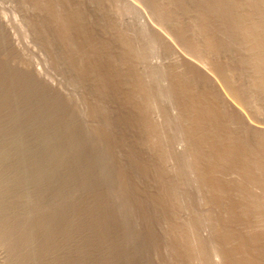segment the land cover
I'll list each match as a JSON object with an SVG mask.
<instances>
[{
	"label": "rangeland",
	"instance_id": "obj_1",
	"mask_svg": "<svg viewBox=\"0 0 264 264\" xmlns=\"http://www.w3.org/2000/svg\"><path fill=\"white\" fill-rule=\"evenodd\" d=\"M6 1L0 0V4H2L0 5V13L2 15H5V18L9 22L10 26L12 25L11 29L12 31L14 30L13 31L14 33L16 32L15 35H17L16 36L17 40L19 39L20 45L21 46L23 45L22 47L28 46L29 48L32 49V51L34 50V54H31V55H28V53L23 54L21 51L19 52L17 47H14L12 40L8 34V31H6L7 29L4 28V26L0 25V171H1L0 172V181H1L0 182V219H1L0 220V226H1L0 227V237L1 238L0 239L2 241L5 239L8 250H10L8 252L9 258L7 259L6 262L9 264H19V263L20 264H41V263L42 264H63V263L64 264H79V263L80 264H93V263L94 264H177L176 262H178V264L180 263L187 264V260L185 258L187 257L191 258V255L188 254V251H187L188 246L186 244V241L182 242L180 240L181 239L180 236H183L184 237V238L182 237L183 239L186 238V235H185L186 232H185L184 227H182L183 225L181 226V224L178 223L176 220L175 214L177 211V206L179 204L184 205V202L186 203V205L189 204V206L193 204L190 207V209L196 210L198 214H201L198 212L200 211L199 210L200 206L198 204H200L202 200L204 202V198L206 202L209 200L211 201V198H212V201L216 203L215 204L214 202H212L209 204L210 210L213 211L212 219L216 217L215 219L216 221L214 220L213 222L218 224L220 221L219 223L220 225H221V222H223L222 226H224V228L222 226L219 228L218 226H216V228H218L219 230L218 229L215 230L216 228L214 229V231L212 230L213 232H215V234L212 233V231L210 232V227H207V229H205L206 228L205 226L207 225L205 222H207V220L203 219V215L198 216L197 213L194 215V221L199 223L200 225V221L196 219L198 218L201 219L202 217V219L205 220L204 222H202L203 220H201V224H202L200 225L202 226L201 231H203V233H206L209 231L210 233L208 232L204 234L206 236L208 235L207 236L208 238H206V236L204 237L206 239H209V241H211V244H215V246H218L217 248L219 247L222 248L221 250L223 251H221L219 248V250L221 251L222 258H224V261L222 260V264H235L236 262H237L236 264H251V263L252 264H264V250H263L264 249V185H263L264 184V174H263L264 173V120H263L264 118L263 119L261 118L263 120L262 121L259 117L253 114V112L250 113L248 110H246L248 108H245L246 107L245 98H248L247 95L249 93L248 88L251 90L252 87H251V84H248L249 82L248 83L247 81L244 82L245 80L242 78L244 76V75H241V73L243 74L242 69L244 67H245L244 69H246V66H243V67L241 66L243 65L242 62L245 63L246 60L242 61L243 59H240V56L241 58L245 57V59L248 58L246 56H249L251 58L252 56L251 54H253L254 57L252 56V59L258 57L257 59L260 61L259 62L260 64H263L261 62L264 61L263 60L264 59V34H262L264 33V31L263 29L260 28L264 26V21H262L263 24L261 23V20H264V17L261 16V15H264V14H261V13H264L263 12L264 10L261 12L258 9H256V6H255L256 0H249V1L246 0L247 2L245 0H237V1L236 0H222L223 2L221 0H191V1L190 0H167V2L165 0L164 1L163 0H153V1L152 0H143V1L141 0L142 2L137 0V3H136L137 5L136 4L133 5L134 3L132 2V0H130L129 3H133L132 5L135 8V9L132 8V14L131 12L130 14L133 16L137 14L135 16V19L133 16H132L133 18L131 16H128L127 19L125 18L126 15L129 13V11L131 10V8H129L130 10H128V7H130L128 6L127 7L128 11L123 10L124 8L122 7V5L124 3L122 2L124 1L121 2V0H115V1L114 0H109V1L108 0H8L7 2ZM142 3L144 6L142 5ZM7 4H9L10 7ZM13 4L14 6H12ZM243 4L246 5L247 8L246 6L244 7ZM18 5L20 8L18 7ZM144 7H147V8H144ZM242 8L243 10H241ZM244 9H246V11ZM243 11H245L246 13ZM253 12L254 13L256 12L257 14L255 13L254 15ZM258 13H259V16H258ZM117 17L118 19H116ZM132 19L134 21L133 22L134 24L132 23ZM140 19L142 20L140 21ZM189 20L190 22H188ZM15 21L16 23L14 24ZM128 21L131 22L129 24L132 25L133 27L128 26L129 24L126 27L125 24H127ZM161 23H162V27L168 29V30L165 29L164 32L166 33L168 32L169 34L168 33L167 34L170 35V37L169 36L164 37L166 33H164L160 29ZM248 23L250 25H248ZM260 23H261V26L257 25ZM135 24L136 25L138 24L137 27H135L136 26ZM155 25H157V27L159 25L160 27L157 29H154ZM207 25L208 27H206ZM140 27L144 29V31ZM243 27H245L248 30H246ZM158 29H160L163 32V35L161 32H160L161 34L158 32L160 31ZM145 30L147 31V34ZM140 31L141 33H143L141 34V36L143 35L145 39L148 38L147 41L144 39L143 36L141 37L140 35H138L140 34ZM196 31H199V32H196ZM243 31L247 33L250 32L249 35H252L251 37H255V34L257 35L259 34L258 35L259 38L256 35L258 39L256 37H255L256 39L255 38L253 39L256 40V44L258 43L261 46L260 45L258 46L257 44L256 47L254 48L255 42L251 43V46L253 45L252 46L253 48L250 45L247 46V42H248L247 38H250V37L249 35H247V33L244 34ZM260 31H262V33H260ZM59 32L62 33V35L67 34L66 35L67 39L64 38L65 35H63L64 36L63 37ZM192 35L193 36L198 35V36L197 37L194 36L193 38ZM245 36H247V38ZM199 37H201L202 39L200 40ZM168 38L170 39L168 40ZM171 38L175 39L173 40V43H172ZM223 38L225 41L223 40ZM245 40H247L245 44L248 50L245 47V45L240 44V42L242 43ZM145 41L148 43H146ZM206 41H208L209 44H207L208 42ZM219 42L221 45L219 44ZM261 43H263V45ZM150 45L151 47L153 46L154 48L156 47L157 52L155 51L154 53L153 52L154 50L150 47ZM161 45L163 48L161 47ZM241 45H243V48L245 47L247 51L246 50L242 51L243 48L242 49L240 48ZM192 46L194 48H192ZM201 47L202 48L204 47L203 50ZM208 47H210L211 50ZM229 47H230V50H229ZM238 47H239V50H238ZM249 47L252 48L250 49L253 50V52L249 50ZM128 49L130 51H128ZM143 49L145 51L147 50L149 54H147V52H145L146 54L143 53L144 52ZM196 49H198V51L200 50V52H203L202 54H204L205 56H208L209 54L211 55V56H208L209 58L206 57L210 61V64H211L210 66L211 67L213 66L209 71L210 73L202 70V68L199 65L198 67L196 63L194 64L192 63L195 61L188 60L191 58L193 59L192 55L195 54L194 53L195 51L193 52L192 50H196ZM159 50L161 53L159 52ZM163 50H164V53H163ZM206 50H209V53ZM150 51H152V53ZM211 51L213 52L214 55H212ZM182 52H187V53L190 52L188 54L190 58H187V61L185 59L186 57H188L187 53H185L187 56L185 54L184 56V55H181ZM230 52H232L231 54L234 53V55H231ZM126 53H128L129 55L131 54L132 55L129 56ZM133 53L135 55H133ZM36 55L38 56L36 57ZM145 55H147V58L150 59L149 60L150 62L152 61L151 64L154 66L153 70L160 68V70H156L160 74L158 75V73H156L158 75V78H161L162 80L161 82V80L159 79L160 85L158 84L159 81H157L158 78L155 77L154 72L156 71L152 70L154 74L152 75L153 77H155V80L152 79L151 77L152 75L148 77L150 72L146 74L147 73L146 71H145L146 73L142 71V69L145 70L144 69L145 67L143 68L142 66H144V64H146L147 66V63H144V62H147V58L145 57ZM143 56L145 57L144 59H143ZM218 56L219 57L221 56V57L219 58ZM260 57L262 58V60ZM232 58L233 59L237 58V61L233 62ZM131 59H135L136 61L131 60ZM139 61L140 62L142 61L143 63L139 65L140 63ZM21 62H23L24 64L26 63L25 64L26 66L28 64H31V65L36 64L40 69L42 68V70L47 73L49 70L50 72L48 74H50L49 75L50 78L59 85H60L59 78H61L62 75L64 74L63 77L64 76L66 77L65 79V81L67 80L66 83L67 82L70 83L72 80L71 83L74 84L76 82L74 85L77 87L79 85L80 88L79 87L77 88L78 92L76 94H71V92L68 90V87L64 85L65 81L62 77L61 78V80H63L62 87L65 93L62 91L55 92V89L53 90L49 89L45 84H43L41 81H39V79H37L33 75V73L31 72L32 69L31 67L29 68V65L28 67H25V65L23 64L25 68L21 69L23 68ZM51 62L53 64H51ZM249 62L250 64H252L251 59ZM240 63L241 65H239ZM187 64H190V65H187ZM250 64L245 63V65H250ZM71 65H72V68H71ZM155 66H157L158 68H156ZM239 66L242 68L241 70H239L240 69ZM225 67L227 68L229 67V70L234 69L232 70V72H236L238 69L237 71L238 75H241L242 77H239V78L237 77L235 79L236 85H234V83H232L230 79L224 74L226 70H228V69H224ZM263 67L260 66V68L262 69L261 73H263L264 75ZM26 68L27 69L29 68L30 71L27 70ZM52 71L54 72V74ZM58 75H61V76L58 77ZM67 75H69L70 79L69 78L67 79L68 77ZM149 78L150 80L151 79L153 80V81L151 80L152 83L154 81H157V84H154L156 83L154 82L151 85ZM227 78L228 80H226ZM16 79L18 80L16 81ZM238 79L244 80V81L242 80L244 82L243 83L244 86H242L243 84L240 83L241 81H239ZM237 83H239V85ZM43 86L45 87L43 88ZM69 87H71V85ZM227 90L229 91L226 93L225 91ZM243 91H247L248 93L247 92L243 93ZM260 91L262 93L259 91H257V93L255 92L254 94L255 96L253 95L254 98L256 99H258L259 97H261V99L263 98L264 89ZM239 94L241 98L239 97ZM256 94L259 95L257 96L258 98L256 97ZM152 98L154 102L160 101L158 103L165 105V106L163 105L161 106V104H159L161 106V109L164 108V113L166 111L169 113L168 114L166 112V114H168L167 116L169 117L167 118L168 123L166 122L167 119H164L165 120L164 124H166L167 127H165L166 125L165 126L162 125L163 123L161 125L159 123L158 125H156L157 124L156 122L154 123L155 120L152 119L153 116L151 115L152 113L150 112L151 110H149L150 107L148 104L149 100ZM145 99L148 101H146ZM261 99L259 98L258 100H261ZM238 100L239 102L241 101L240 104ZM262 100L264 101V99ZM151 102L149 103L151 104ZM188 102L189 104H187ZM262 103H260L261 106H263ZM189 105L190 107L188 108ZM238 107L240 109L245 108L243 110L244 113L242 112V110L240 112V109ZM104 108L105 109L107 108V109L105 110ZM262 108L263 107H261V109ZM263 111H264V108H263ZM236 112L239 114H237ZM240 113H243V115ZM92 114L97 117L92 116ZM170 114L172 116L174 115L173 117L175 119ZM250 115L252 117H250ZM170 116L174 120L172 122L173 124L170 123L172 121ZM83 117L85 118L87 117V119ZM92 119L94 120V122ZM169 119H170V122H169ZM247 120L249 122H247ZM257 121L259 124L256 123ZM94 123L97 125H95ZM188 123L191 125H189ZM99 124L100 126H98ZM257 124L260 126V128ZM149 126L151 128H149ZM168 126H171L170 130H168L169 129ZM160 127L161 128L165 127L162 129L163 131L166 129L165 134H168V132L170 131H173V132L177 131V132H174L175 134L172 132L171 134L169 133L170 136L172 135L170 138H168L169 135H166L167 136L166 138L171 139L170 142L172 143L174 142L173 144L175 145L176 151H177V147L179 146L178 145L179 140L181 142L183 140L186 148L188 149V153L190 152L189 154L190 155L192 154L191 158H189L190 156L188 154L187 155L184 153L182 154V152H184L183 149L185 148V146H183L184 148L181 146V148H183V149L180 148L182 152L177 151L178 153H176L175 149H173L174 145L171 144L173 148L171 147L172 151H170V149L169 151L171 154H173L172 152L174 150V155L176 156V157L174 156L175 158L174 163L177 162L178 160L180 162V163L178 162V164L175 163V165L177 164L175 171L178 170L177 172L180 173V175L183 174L182 176H180L178 173H177L178 175H176V173L174 172L176 175L175 180H174L175 176L173 175V177H171L172 175L171 173H170L171 175L169 176L168 174L169 171L168 172L166 171L167 169H165L166 167L164 166L165 162H164L163 156L158 155L159 153H157L155 150L156 146H162V147L168 146L167 150L168 148H170L169 146H171L169 141H167L169 144L165 142L166 138L163 137L164 135V134L162 135L163 132L158 133L159 131H162L160 130L161 129ZM242 127L244 129H242ZM119 129L121 130L119 131ZM155 129L156 130L158 129L157 130L158 132L154 133ZM46 135L48 136V138ZM173 136L176 137L177 139L176 141H172V139L174 138ZM179 136H181L182 140L178 138ZM153 141L155 142L153 143ZM157 141L158 143H156ZM152 143L155 146H153ZM163 143L165 144L163 145ZM21 144H23L24 146H22ZM192 145L194 148L192 147ZM20 149H24V150H20ZM193 149L194 151H192ZM67 151L69 152L67 153ZM169 151L167 152L169 153ZM63 152H65V154ZM41 153L43 154V156L41 155ZM49 154H51L50 156L52 158L48 156ZM176 154L180 156H178L177 158ZM102 156L104 158H101ZM184 157L185 158L187 157V158L185 159ZM193 157L194 159H192ZM179 158L181 159V161L182 159H184L183 162H181ZM176 159L178 160L176 161ZM188 159L190 160V162L188 161ZM185 160H187L188 164L190 165L191 163H193L192 160L194 161L193 163L194 165L197 164L196 167L192 164V166H194L197 169V170L194 169L195 171H200L201 174L205 172L212 174L211 176H209V174H206V173L202 174L205 179L209 177V179H207L209 180V182L208 181L204 182L206 180H204V178L201 177L202 175L199 172H198L199 175L195 172L197 174L196 178L194 177L196 176V174L192 175V177L191 175H188L187 173H186L187 175H185L184 170L186 171V168L184 166L187 165L186 164L187 162L186 163L184 162ZM182 163L183 165L185 164L182 167V169L185 168L183 170L184 173L181 171L179 172V170H182V169H181V166L178 167V165ZM94 164H96L97 166ZM86 165H87V168H85ZM32 167H34V169ZM219 167H221V170L223 171H221ZM76 168L78 169V171ZM200 168L201 169L203 168L202 170L205 172H203ZM214 171L217 172L216 174L219 175L220 173L222 176L221 175L217 176L215 173H212ZM138 175L139 176L141 175V177H139ZM184 175L186 177L189 176L190 179L188 177H187L188 179L186 177L183 178ZM204 175L205 176L208 175V176L205 177ZM38 176L39 178H37ZM179 177L182 178L184 181L186 179L187 184H188V180L189 181L195 180L194 182L197 183V186L201 184L200 186H203V187L198 189L199 186L197 187L196 184L193 182L192 184L196 190L194 189L193 186L188 185L187 187V185H185L186 181L183 182V180L179 179ZM177 178L179 180H176ZM191 178H195V179H191ZM212 179L215 181V183L218 181L216 183L217 185L213 184L214 181H212ZM202 180L204 184L208 183L210 186L208 184H207L208 186L204 185L202 183ZM179 181L181 184L179 183ZM198 182L200 183L198 184ZM156 183L158 184L157 186L155 185ZM32 184H34L36 187H34V185ZM176 184H178L179 186ZM212 185L213 186L215 185L214 189H218L216 190V193H218L219 191L220 194L219 193L216 194L215 191H210L213 189ZM205 186L210 189L209 190L210 193L205 191L206 189H208V188H204ZM184 188L187 190H185ZM160 189L162 190L160 191ZM188 190L190 193L188 192L182 193L183 191H188ZM17 191H20V193H18ZM27 193L29 195H26ZM199 193H201V195ZM211 193L213 194L215 193V195ZM186 194L192 197L196 196V198L199 196L200 198L198 199L200 201L198 200L199 201L198 202L196 199H193V198L191 200L189 197H186ZM25 195L31 198L29 200L26 199L25 201V198H24ZM162 195L164 196L162 197ZM22 196L24 199H22ZM169 196L170 198L168 199ZM187 198L190 199L191 204L188 203L189 200L187 201L186 200ZM211 204L212 205L214 204V206H212ZM227 209H229L230 211ZM158 213H161V214H158ZM160 217H162V219L164 217L167 218V222H165L166 221L165 218H164L165 220L162 221ZM170 217H171L172 222L171 220L170 221L168 220ZM195 217H198V218H195ZM158 219L159 220L161 219L162 222H160ZM258 219H261V220L259 221ZM247 220H249L250 222ZM204 223L205 225L203 226ZM162 224L165 225L166 228H164ZM167 224L170 226H166ZM169 227H172V228L169 229ZM5 228L6 230H4ZM163 228L166 230H164ZM204 230H208V231H204ZM216 231L217 232L219 231V232L217 233ZM232 231H234V233ZM213 234L215 236H212ZM38 237L40 239H38ZM176 237L178 240L176 239ZM170 240H172V243L170 242ZM221 240H223L222 242L224 243H222ZM65 242H67L68 244ZM41 243L44 245H42ZM102 244L103 245L105 244V245L103 246ZM181 245L182 246L184 245V246L182 247ZM184 247H186L187 249ZM182 254H183L184 259L182 258ZM184 254L186 255V257H184ZM223 255L225 256L223 257ZM80 258L82 260H80ZM190 258L188 260H190ZM188 264H190V262Z\"/></svg>",
	"mask_w": 264,
	"mask_h": 264
},
{
	"label": "bare ground",
	"instance_id": "obj_2",
	"mask_svg": "<svg viewBox=\"0 0 264 264\" xmlns=\"http://www.w3.org/2000/svg\"><path fill=\"white\" fill-rule=\"evenodd\" d=\"M2 1H3V0H2ZM5 1H6V0H5ZM7 1H8V0H7ZM7 1H6V2H7ZM108 1H109V0H108ZM114 1H115V0H114ZM122 1H124V2H122ZM129 1H130V0H128V2H127V0H121V2L124 3V4L122 5V7L124 8L123 10L126 11L128 6H130V7H128V10H130L129 8H131V10L129 11V13H128V12H127L128 14L126 13V14H127L126 17H125L126 19L128 18V16H131V17L133 16V15H131V14H132V8H134L133 5H135V4L137 3V0H132V2H133L134 4H133V3H129ZM134 1H136V2H134ZM139 1H141V0H139ZM139 1H138V3H139ZM142 1H143V0H142ZM142 1H141V2H142ZM152 1H153V0H152ZM163 1H164V0H163ZM165 1L167 2V0H165ZM190 1H191V0H190ZM221 1H222V0H221ZM236 1H237V0H236ZM245 1H246V0H245ZM248 1H249V0H248ZM154 2H155V1H154ZM169 2H170V1H169ZM186 2H187V1H186ZM192 2H193V1H192ZM222 2H223V1H222ZM246 2H247V1H246ZM255 2H256V4H255L256 9H258L259 11L262 12V11L264 10V0H256ZM255 2H254V3H255ZM4 3H5V2H4ZM8 3H9V2H8ZM11 3H12V2H11ZM128 3H129V5H128ZM143 3H144V2H143ZM143 3H142V5H143ZM157 3H158V2H157ZM250 3H251V2H250ZM117 4H118V3H117ZM117 4H116V5H117ZM132 4H133V5H132ZM144 4H145V3H144ZM160 4H161V3H160ZM163 4H164V2H163ZM220 4H221V3H220ZM222 4H223V3H222ZM235 4H236V3H235ZM246 4H248V3H246ZM0 5H2V4H0ZM7 5L9 6V4H7ZM41 5H42V4H41ZM124 5L126 6V8H125ZM136 5H137V4H136ZM158 5H159V4H158ZM238 5H240V4H238ZM249 5H250V4H249ZM12 6H14V4H13ZM20 6H21V5H20ZM22 6H23V5H22ZM117 6H118V5H117ZM143 6H144V5H143ZM163 6H164V5H163ZM177 6H178V5H177ZM192 6H193V5H192ZM201 6H202V5H201ZM224 6H225V5H224ZM243 6L245 7L246 5L243 4ZM255 6H254V7H255ZM9 7H10V6H9ZM18 7H19V5H18ZM118 7H119V6H118ZM199 7H200V6H199ZM222 7H223V5H222ZM228 7H229V6H228ZM19 8H20V7H19ZM144 8H147V7H144ZM160 8H161V7H160ZM160 8H159V9H160ZM164 8H165V7H164ZM246 8H247V6H246ZM250 8H251V7H250ZM24 9H25V8H24ZM119 9H120V8H119ZM134 9H135V8H134ZM136 9H137V8H136ZM157 9H158V8H157ZM170 9H171V8H170ZM204 9H205V8H204ZM25 10H26V9H25ZM109 10H110V9H109ZM113 10H115V9H113ZM128 10H127V11H128ZM139 10H140V9H139ZM145 10H146V9H145ZM154 10H155V9H154ZM163 10H164V9H163ZM171 10H172V9H171ZM215 10H216V9H215ZM241 10H243V8H242ZM244 10L246 11V9H244ZM254 10H255V8H254ZM258 10H257V11H258ZM142 11H144V10H142ZM155 11H156V10H155ZM159 11H160V10H159ZM168 11H169V10H168ZM177 11H178V10H177ZM245 11H243V12H245ZM247 11H248V10H247ZM130 12H131V14H130ZM134 12H135V11H134ZM137 12H138V11H137ZM145 12H147V11H145ZM190 12H191V11H190ZM234 12H235V11H234ZM263 12H264V11H263ZM158 13H159V12H158ZM168 13H169V12H168ZM178 13H179V12H178ZM192 13H193V12H192ZM204 13H205V12H204ZM207 13H208V12H207ZM223 13H224V12H223ZM235 13H236V12H235ZM245 13H246V12H245ZM255 13H256V12H255ZM255 13L253 12L254 15H255ZM111 14H112V13H111ZM145 14H146V13H145ZM155 14H156V13H155ZM190 14H191V13H190ZM196 14H197V13H196ZM232 14H233V13H232ZM250 14H251V13H250ZM250 14H249V15H250ZM256 14H257V13H256ZM261 14H264V13H261ZM136 15H137V14H136ZM136 15L133 16L134 19H135V16H136ZM138 15H139V14H138ZM143 15H144V14H143ZM143 15H142V16H143ZM226 15H227V14H226ZM115 16H116V15H115ZM115 16H114V17H115ZM121 16H122V15H121ZM140 16H141V15H140ZM188 16H189V14H188ZM196 16H197V15H196ZM198 16H199V14H198ZM200 16H201V15H200ZM213 16H214V15H213ZM221 16H222V15H221ZM252 16H253V15H252ZM258 16H259V13H258ZM261 16L264 17V15H261ZM119 17H120V16H119ZM131 17H130V19H131ZM133 17H132V18H133ZM138 17H139V16H138ZM138 17H137V18H138ZM157 17H158V16H157ZM159 17H160V16H159ZM166 17H167V15H166ZM169 17H170V16H169ZM192 17H193V16H192ZM204 17H205V16H204ZM263 17H262V18H263ZM123 18H124V17H123ZM151 18H152V17H151ZM172 18H173V17H172ZM178 18H179V17H178ZM195 18H196V17H195ZM111 19H112V18H111ZM116 19H118V17H117ZM126 19H125V21H126ZM130 19H129V20H130ZM147 19H148V18H147ZM189 19H190V18H189ZM213 19H214V18H213ZM236 19H237V18H236ZM252 19H253V18H252ZM255 19H256V18H255ZM15 20H16V19H15ZM123 20H124V19H123ZM138 20H139V19H138ZM138 20H136V21H138ZM141 20H142V19H140V21H141ZM162 20H163V19H162ZM166 20H167V19H166ZM176 20H177V19H176ZM187 20H188V18H187ZM203 20H205V19H203ZM238 20H240V19H238ZM248 20H249V19H248ZM256 20H257V19H256ZM9 21H10V20H9ZM28 21H29V20H28ZM130 21H131V20H130ZM148 21H149V20H148ZM174 21H175V20H174ZM180 21H181V20H180ZM183 21H184V20H183ZM192 21H193V20H192ZM195 21H196V20H195ZM207 21H208V20H207ZM262 21H264V20H261V23H262ZM11 22H12V21H11ZM118 22H119V21H118ZM133 22H134V21H133V19H132V23H133ZM160 22H161V21H160ZM168 22H169V21H168ZM181 22H182V21H181ZM188 22H190V20H189ZM15 23H16V21L14 22V24H15ZM29 23H30V22H29ZM124 23H126V22H124ZM124 23H123V24H124ZM129 23H131V22L128 21V23L125 24L126 27H127V25H128ZM137 23H138V22H137ZM142 23H143V22H142ZM164 23H165V22H164ZM238 23H239V22H238ZM261 23H260V24H257V25L261 26ZM19 24H20V23H19ZM119 24H120V23H119ZM121 24H122V23H121ZM133 24H134V23H133ZM139 24H140V23H139ZM157 24H158V23H157ZM193 24H194V22H193ZM195 24H196V23H195ZM202 24H203V23H202ZM242 24H243V23H242ZM245 24H246V23H245ZM254 24H255V23H254ZM262 24H263V23H262ZM0 25H1V26H4V28L7 29L6 31H8V34H9L11 40H12V43H13L14 47H17V49H18L19 52L21 51L23 54H25V53L27 54V53H28V55L34 54V50L32 51V49L29 48L27 45H26L27 47H22L23 45H22V46L20 45V43H19V39L17 40V37H16L17 35H15L16 32L14 33V32H13L14 30L12 31V29H11V26H12V25L10 26L9 22H8V21L6 20V18H5V15H2L1 13H0ZM135 25H136V24H135ZM137 25H138V24H137ZM137 25H136L135 27H137ZM159 25H160V24H159ZM159 25H158V27H157V25H155V26H154V27H155L154 29H157V28H159V27L161 26L160 29H161L163 32H164L165 29L168 30L167 28L162 27V23H161L160 26H159ZM172 25H173V24H172ZM176 25H177V24H176ZM176 25H175V26H176ZM189 25H190V24H189ZM200 25H201V24H200ZM200 25H199V26H200ZM235 25H236V24H235ZM243 25H244V24H243ZM248 25H250V24L248 23ZM13 26H14V25H13ZM117 26H118V25H117ZM119 26H120V25H119ZM122 26H123V25H122ZM128 26H132V25L129 24ZM141 26H142V25H141ZM163 26H164V25H163ZM173 26H174V25H173ZM193 26H195V25H193ZM213 26H214V25H213ZM218 26H219V25H218ZM222 26H223V25H222ZM241 26H242V25H241ZM132 27H133V26H132ZM146 27H147V26H146ZM152 27H153V26H152ZM168 27H169V26H168ZM206 27H208V25H207ZM239 27H240V26H239ZM245 27H246V25H245ZM245 27H243V28H245ZM255 27H256V26H255ZM14 28H15V27H14ZM17 28H18V27H17ZM128 28H130V27H128ZM140 28H141V27H140ZM176 28H177V27H176ZM194 28H195V27H194ZM194 28H193V29H194ZM235 28H236V27H235ZM250 28H251V27H250ZM253 28H254V27H253ZM260 28L263 29V31H264V26H263V27H260ZM61 29H62V28H61ZM122 29H123V28H122ZM133 29H134V28H133ZM137 29H138V28H137ZM137 29H136V30H137ZM141 29H142V28H141ZM154 29H153V30H154ZM160 29H158V30H160ZM186 29H188V28H186ZM207 29H208V28H207ZM230 29H232V28H230ZM239 29H240V28H239ZM245 29H246V28H245ZM118 30H120V29H118ZM128 30H129V29H128ZM142 30L144 31V29H142ZM161 30L158 31V32H159V33L161 32L162 35H163V32H162ZM171 30H172V29H171ZM184 30H185V29H184ZM196 30H197V29H196ZM203 30H204V29H203ZM246 30H248V29H246ZM130 31H131V30H130ZM130 31H129V32H130ZM145 31H146V30H145ZM200 31H201V30H200ZM208 31H209V30H208ZM221 31H222V30H221ZM244 31H245V30H244ZM244 31H243V32H244ZM250 31H252V30H250ZM17 32H18V31H17ZM60 32H61V31H60ZM60 32H59V33H60ZM137 32H138V31H137ZM137 32H135V33H137ZM156 32H157V30H156ZM192 32H193V31H192ZM196 32H199V31H196ZM204 32H205V31H204ZM234 32H235V31H234ZM239 32H240V31H239ZM243 32H242V34H243ZM18 33H19V32H18ZM67 33H69V32H67ZM122 33H123V32H122ZM133 33H134V32H133ZM161 33H160V34H161ZM164 33H166V32H164ZM167 33H168V32H167ZM167 33H166V34H167ZM175 33H176V32H175ZM175 33H174V34H175ZM180 33H181V31H180ZM215 33H217V32H215ZM231 33H232V31H231ZM236 33H237V32H236ZM246 33H247V32H244V34H246ZM260 33H262V31H260ZM60 34L62 35V33H60ZM130 34H131V33H130ZM141 34H143V33H141V31H140V34H138V35L141 36ZM146 34H147V31H146ZM155 34H156V33H155ZM166 34L164 35V37H166V36H169V37H170V35H168L169 33H168L167 35H166ZM171 34H172V33H171ZM199 34H200V33H199ZM242 34H241V36H242ZM244 34H243V36H244ZM249 34H250V32L247 33V35H249ZM262 34H264V33H262ZM4 35H5V34H4ZM47 35H48V34H47ZM63 35H65V34H63ZM63 35H62V36H63ZM66 35H67V34H66ZM66 35H65V37H64V36H63V37L66 38ZM69 35H70V34H69ZM133 35H134V34H133ZM138 35H137V36H138ZM162 35H161V37H162ZM187 35H188V34H187ZM189 35H190V34H189ZM217 35H218V34H217ZM256 35H257V34H255V37H256ZM258 35H259V34H258ZM258 35H257V37L259 38ZM21 36H22V35H21ZM23 36H24V35H23ZM126 36H127V35H126ZM137 36H135V37H137ZM140 36H139V37H140ZM142 36H143V35H142ZM142 36H141V37H142ZM155 36H156V35H155ZM157 36H158V35H157ZM176 36H177V35H176ZM194 36H196V35H194ZM194 36L192 35L193 38H194ZM197 36H198V35H197ZM197 36H196V37H197ZM251 36H252V35H249L250 38H247V36H245V37L248 39L247 46H249V45L251 46V43L255 42V46H254V48H255L256 45L258 44V43L256 44V40H255L257 37L255 38V37H251ZM19 37H20V36H19ZM60 37H61V36H60ZM143 37H144V36H143ZM159 37H160V36H159ZM188 37H189V36H188ZM190 37H191V36H190ZM206 37H207V36H206ZM239 37H240V36H239ZM45 38H46V37H45ZM49 38H50V37H49ZM68 38H69V37H68ZM126 38H127V37H126ZM212 38H213V37H212ZM214 38H215V37H214ZM246 38H245V39H246ZM253 38H255V39H253ZM258 38H257V39H258ZM23 39H24V38H23ZM62 39H63V38H62ZM66 39H67V38H66ZM142 39H143V38H142ZM144 39H145V37H144ZM147 39H148V38H147ZM147 39H145V40L147 41ZM159 39H161V38H159ZM169 39H170V38H168V40H169ZM199 39L201 40L202 38L199 37ZM215 39H216V38H215ZM235 39H236V38H235ZM241 39H242V37H241ZM243 39H244V37H243ZM11 40H10V41H11ZM120 40H121V38H120ZM157 40H158V39H157ZM171 40H172V43H173V40H175V39H172V38H171ZM187 40H188V39H187ZM192 40H193V39H192ZM194 40H195V39H194ZM205 40H206V39H205ZM223 40H224V38H223ZM64 41H65V40H64ZM67 41H68V40H67ZM135 41H136V40H135ZM143 41H144V40H143ZM146 41H145V42H146ZM149 41H150V40H149ZM151 41H152V40H151ZM158 41H159V40H158ZM216 41H217V40H216ZM224 41H225V40H224ZM238 41H239V40H238ZM241 41H243V40H241ZM246 41H247V40H245V41L242 42V43L240 42V44L245 45V47L247 48V46H246V44H245ZM69 42H70V40H69ZM119 42H120V41H119ZM145 42H144V43H145ZM175 42H176V41H175ZM198 42H199V41H198ZM198 42H197V43H198ZM206 42H208V41H206ZM257 42H258V41H257ZM261 42H262V41H261ZM22 43H24V42H22ZM25 43H26V42H25ZM48 43H49V42H48ZM64 43H65V42H64ZM121 43H122V42H121ZM135 43H136V42H135ZM146 43H148V42H146ZM189 43H190V41H189ZM195 43H196V42H195ZM201 43H202V41H201ZM211 43H212V42H211ZM215 43H216V42H215ZM228 43H229V42H228ZM67 44H68V43H67ZM70 44H71V43H70ZM150 44H151V43H150ZM158 44H159V43H158ZM207 44H209V42H208ZM219 44H220V42H219ZM231 44H232V43H231ZM261 44L263 45V43H261ZM68 45H69V44H68ZM145 45H147V44H145ZM167 45H168V44H167ZM167 45H166V46H167ZM177 45H178V43H177ZM182 45H183V44H182ZM182 45H181V46H182ZM190 45H191V44H190ZM190 45H189V46H190ZM201 45H203V44H201ZM220 45H221V44H220ZM229 45H230V44H229ZM243 45H241V47H240L241 49L243 48ZM259 45H260V44H258V46H259ZM4 46H5V45H4ZM132 46H133V45H132ZM137 46H138V45H137ZM142 46H143V45H142ZM157 46H159V45H157ZM170 46H171V45H170ZM175 46H176V45H175ZM199 46H200V45H199ZM207 46H208V45H207ZM207 46H206V47H207ZM212 46H213V45H212ZM214 46H216V45H214ZM252 46H253V45H252ZM252 46H251V47H252ZM258 46H257V47H258ZM260 46H261V45H260ZM2 47H3V46H2ZM11 47H12V46H11ZM68 47H69V46H68ZM121 47H122V46H121ZM150 47H151V45H150ZM161 47H162V45H161ZM161 47H160V48H161ZM222 47H223V46H222ZM233 47H234V46H233ZM245 47H244V48H245ZM251 47H249V50H251V49L253 48V47H252V48H251ZM6 48H7V47H6ZM140 48H141V47H140ZM145 48H146V47H145ZM145 48H144V49H145ZM151 48L154 50V51L152 50L154 53H155V51L157 52L156 47L154 48V46H153V47H151ZM162 48H163V47H162ZM175 48H176V47H175ZM177 48H178V47H177ZM188 48H189V47H188ZM192 48H194V47L192 46ZM201 48H202V47H201ZM203 48H204V47H203ZM203 48H202V50H203ZM208 48H210V47H208ZM214 48H215V47H214ZM227 48H228V47H227ZM244 48L242 49V51H243V50H246V48H245V49H244ZM250 48H251V49H250ZM261 48H262V47H261ZM19 49H20V50H19ZM137 49H138V48H137ZM144 49H143V50H144ZM146 49H147V48H146ZM155 49H156V50H155ZM170 49H171V48H170ZM178 49H179V48H178ZM221 49H223V48H221ZM1 50H2V49H1ZM14 50H15V49H14ZM126 50H127V49H126ZM133 50H134V49H133ZM138 50H139V49H138ZM141 50H142V49H141ZM141 50H140V51H141ZM149 50H150V49H149ZM160 50H162V49H160ZM160 50H159V52H160ZM164 50H165V49H164ZM164 50H163V53H164ZM171 50H172V49H171ZM210 50H211V48H210ZM229 50H230V47H229ZM234 50H235V49H234ZM238 50H239V47H238ZM247 50H248V48H247ZM247 50H246V51H247ZM257 50H258V48H257ZM5 51H6V50H5ZM8 51H9V50H8ZM67 51H68V50H67ZM128 51H130V50L128 49ZM128 51H127V52H128ZM152 51H150V52L152 53ZM166 51H167V50H166ZM179 51H180V50H179ZM183 51H184V49H183ZM185 51H186V50H185ZM192 51H193V52L195 51V52H194L195 54H193V52H192V54H193V55H192V56H193V59L191 58V59H188V60H189V61H190V60H191V61H195V62H192V63H193V64L196 63L197 66L199 65V66L202 68V70H204L205 72L210 73L209 71H210V69H211L213 66H212V67L210 66V65H211V64H210V61H209V59H207V58H209L208 56H211V55L209 54L208 56H205L204 54H202L203 52H200V50L198 51V49H196V50H192ZM206 51H208V53H209V50H206ZM206 51H205V52H206ZM242 51H240V52H242ZM251 51L253 52V50H251ZM254 51H255V50H254ZM259 51H260V50H259ZM134 52H135V51H134ZM145 52H147V54H149L147 50H146V51L144 50L143 53H145ZM211 52H212V51H211ZM244 52H245V51H244ZM248 52H250V51H248ZM248 52H247V53H248ZM260 52H261V51H260ZM11 53H12V52H11ZM57 53H59V52H57ZM61 53H62V52H61ZM63 53H64V52H63ZM70 53H71V52H70ZM70 53H69V54H70ZM75 53H76V52H75ZM129 53H130V52H129ZM135 53H136V52H135ZM160 53H161V52H160ZM160 53H159V54H160ZM182 53H183V54H182ZM182 53H181V55H184V54L187 53V52H182ZM189 53H190V52H189ZM189 53H187V55H188ZM217 53H219V52H217ZM225 53H226V52H225ZM231 53H232V52H230V54H231ZM235 53H236V52H235ZM126 54H128V53H126ZM145 54H146V53H145ZM165 54H166V53H165ZM165 54H164V55H165ZM172 54H173V53H172ZM215 54H216V53H215ZM237 54H238V53H237ZM258 54H259V53H258ZM7 55H8V54H7ZM39 55H40V54H39ZM71 55H72V54H71ZM128 55H129V54H128ZM131 55H132V54H131ZM131 55H129V56H131ZM133 55H135V54L133 53ZM154 55H156V54H154ZM162 55H163V54H162ZM185 55H186V54H185ZM185 55H184V56H185ZM187 55H186V56H187ZM212 55H214L213 52H212ZM231 55H234V53L231 54ZM251 55L253 56V54H251ZM254 55H256V54H254ZM260 55H261V53H260ZM260 55H259V56H260ZM22 56H24V55H22ZM37 56H38V55H36V57H37ZM82 56H83V55H82ZM125 56H126V55H125ZM148 56H150V55H148ZM174 56H176V55H174ZM174 56H173V57H174ZM194 56H195V57H194ZM226 56H227V55H226ZM252 56H251V58H250L249 56H246V57L249 58V59L247 58L248 60L245 59V57H244V58H241V56H240V59H243L242 61H245V60H246L245 63L250 64V62H249L250 59H251V63H252V64H250V65H245V63H243V62L241 61L242 64H243L241 67L246 66V69H244L245 67L242 69V68L239 66V67H240L239 70L242 69L243 74L241 73V75H244L243 77H242L241 75H238V72H237L238 69H237L236 72H232V70H234V69H230V70H231V71H230V70H229V67H228V68H227V67L224 68V69H228V70H226V72H225L224 74L230 79V81H231L232 83H234V85H236V81H235V79H236L237 77H238V78H239V77H242V78L245 80V81H244V80L242 79L244 82L247 81V83L249 82L248 84H251L252 89L250 90V89L248 88L249 91L247 90L249 93H248L247 91H243V93H244V92H247V93H248V95H247L248 98H245L246 103L244 102V103H245V106H246L245 108H248V109H246V110H248L250 113L253 112V114H255L257 117H259L260 119H261V118L263 119V118H264V111H263L264 103H262V102H264V101H263L262 99H264V95H263V98H262V99H261V97H259L261 100H258L259 98H258L257 96H259V95L256 94V97L258 98V99H256V98H254V96H255L254 94H255V92L257 93V91L261 92L260 90H263V89H264V75H263V73H261V70H262V69L260 68V66H262V67L264 66V65H263V64H264V61L261 62V63H263V64H260V63H259L260 61L257 59L258 57L252 59ZM11 57H12V56H11ZM73 57H74V56H73ZM79 57H80V55H79ZM89 57H90V56H89ZM134 57H135V56H134ZM145 57L147 58V55H145ZM145 57L143 56V59H144ZM206 57H207V58H206ZM218 57H219V56H218ZM220 57H221V56H220ZM220 57H219V58H220ZM253 57H254V56H253ZM262 57H263V55H262ZM8 58H9V57H8ZM64 58H65V57H64ZM128 58H129V57H128ZM154 58H155V57H154ZM163 58H165V57H163ZM167 58H168V57H167ZM170 58H171V57H170ZM184 58H185V57H184ZM187 58H190V56L188 55V57L185 58L186 61H187ZM237 58H239V57H237ZM237 58H236V59H233V58H232V59H233V62H236V61H237ZM260 58H261V57H260ZM260 58H259V59H260ZM60 59H61V58H60ZM82 59H83V58H82ZM168 59H169V58H168ZM185 59H184V60H185ZM256 59H257V60H256ZM18 60H19V59H18ZM66 60H67V59H66ZM131 60H135V59H131ZM149 60H150V59L147 58V62H144V63H147V66H146V64H144V66L141 65L143 68L145 67V68H144L145 70L142 69L143 72L146 71V72H147V73L145 72L146 74H148V73L150 72V74L148 75V77H150V76L153 74L152 70L154 69V66L151 64L152 61L150 62ZM213 60H214V59H213ZM221 60H222V59H221ZM224 60H225V59H224ZM226 60H227V59H226ZM261 60H262V58H261ZM263 60H264V59H263ZM1 61H2V60H1ZM67 61H68V60H67ZM70 61H71V60H70ZM72 61H73V60H72ZM75 61H76V60H75ZM126 61H127V60H126ZM135 61H136V60H135ZM135 61H133V62H135ZM137 61H138V59H137ZM142 61H143V60H142ZM142 61H141V62L139 61V62H140L139 65L143 63ZM186 61H185V63H186ZM222 61H223V60H222ZM222 61H221V62H222ZM239 61H240V60H239ZM247 61H248L249 63H248ZM14 62H15V61H14ZM59 62H60V61H59ZM65 62H66V61H65ZM123 62H124V61H123ZM213 62H214V61H213ZM218 62H219V61H218ZM221 62H220V64H221ZM233 62H232V63H233ZM21 63H22V67H23V68H21V69H24L25 67H28V65H29V68L31 67V69H32L31 72L33 73V75H34L37 79H39V81H41L43 84H45L49 89H52V90L55 89V92H56V91H60V92L62 91V92L65 93V91H64V89H63V87H62V84H63L62 82H63V80H61V78L63 77L64 74L62 75V73H61L62 77L59 78L60 80L58 79V80L60 81V82H59L60 85H61V86H60L59 84L55 83V82L50 78V76H49L50 74H48V73L50 72L49 70H48V73H47V72L43 71L42 68L40 69L36 64H33V65L28 64V65L26 66V65H25L26 63H25V64H24L23 62H21ZM36 63H37V62H36ZM39 63H40V62H39ZM67 63H69V62H67ZM75 63H76V62H75ZM161 63H162V61H161ZM211 63H212V62H211ZM23 64L25 65V67H24ZM51 64H53V63L51 62ZM51 64H50V65H51ZM60 64H61V63H60ZM137 64H138V62H137ZM137 64H136V65H137ZM153 64H154V62H153ZM175 64H176V63H175ZM196 64H195V65H196ZM212 64H213V63H212ZM233 64H234V63H233ZM116 65H117V64H116ZM136 65H135V66H136ZM176 65H177V64H176ZM184 65H185V64H184ZM187 65H190V64H187ZM239 65H241V63H240ZM9 66H10V65H9ZM56 66H57V65H56ZM76 66H77V65H76ZM197 66H195V67H197ZM199 66H198V67H199ZM19 67H20V66H19ZM50 67H51V66H50ZM78 67H79V66H78ZM155 67L158 68L157 66H155ZM160 67H161V66H160ZM184 67H185V66H184ZM191 67H192V66H191ZM219 67H220V66H219ZM234 67H235V66H234ZM29 68H28V69L26 68V69L29 70ZM47 68H48V67H47ZM52 68H53V66H52ZM54 68H55V66H54ZM71 68H72V65H71ZM85 68H86V66H85ZM119 68H120V67H119ZM125 68H126V67H125ZM125 68H124V69H125ZM134 68H135V67H134ZM137 68H138V67H137ZM186 68H188V67H186ZM263 68H264V67H263ZM19 69H20V68H19ZM50 69H51V68H50ZM60 69H62V68H60ZM65 69H66V68H65ZM75 69H77V68H75ZM176 69H177V67H176ZM235 69H236V68H235ZM51 70H52V69H51ZM136 70H137V69H136ZM136 70H135V71H136ZM138 70H139V69H138ZM156 70H160V68H159V69H155V70H153V71H156ZM164 70H165V69H164ZM200 70H201V69H200ZM29 71H30V70H29ZM77 71H78V70H77ZM77 71H75V72H77ZM79 71H80V69H79ZM119 71H120V70H119ZM121 71H122V70H121ZM139 71H140V70H139ZM223 71H224V70H223ZM23 72H24V71H23ZM52 72H53V71H52ZM151 72H152V73H151ZM239 72H241V71H239ZM80 73H81V72H80ZM138 73H139V72H138ZM145 73H144V75H145ZM154 73H155V77L158 78V75H160L159 72L156 71V72H154ZM156 73H158V75H157ZM184 73H185V72H184ZM197 73H198V72H197ZM208 73H207V74H208ZM236 73H237V74H236ZM51 74H52V73H51ZM53 74H54V72H53ZM65 74H66V73H65ZM76 74H78V73H76ZM124 74H125V73H124ZM136 74H137V73H136ZM182 74H183V73H182ZM202 74H203V73H202ZM214 74H215V72H214ZM61 75H58V77L61 76ZM101 75H102V74H101ZM153 75H154V74H153ZM153 75H152L151 77H152V79L155 80V77H153ZM156 75H157V76H156ZM198 75H199V74H198ZM67 76H68V77H67V79H68V78H69V75H67ZM187 76H188V75H187ZM211 76H212V74H211ZM226 76H225V77H226ZM18 77H19V76H18ZM64 77H65V76H64ZM64 77H63V79H64V81H65L66 77H65V78H64ZM77 77H78V76H77ZM218 77H219V76H218ZM74 78H75V77H74ZM139 78H140V77H139ZM146 78H147V77H146ZM146 78H144V79H146ZM157 78H156V79H157ZM212 78H213V77H212ZM228 78H227L226 80H228ZM18 79H19V78H18ZM18 79H16V81H17ZM69 79H70V78H69ZM71 79H72V78H71ZM127 79H128V78H127ZM134 79H135V78H134ZM141 79H142V78H141ZM147 79H148V78H147ZM152 79H151V80H152ZM159 79L161 80V78H158L157 81H159ZM174 79H175V78H174ZM202 79H203V78H202ZM240 79H241V78H240ZM28 80H29V79H28ZM82 80H83V79H82ZM129 80H130V79H129ZM138 80H139V79H138ZM149 80H150V78H149ZM151 80H150V82H151ZM191 80H193V79H191ZM200 80H201V79H200ZM204 80H205V79H204ZM207 80H208V79H207ZM238 80H239V79H238ZM242 80H239V81H241L240 83L243 84L244 82H243ZM66 81H67V80H66ZM66 81H65V83H66ZM73 81H74V80H73ZM83 81H84V80H83ZM93 81H94V80H93ZM152 81H153V80H152ZM157 81H154V82H156V83H154V82H153V83H154V84H157ZM20 82H21V81H20ZM28 82H29V81H28ZM71 82H72V80H71ZM71 82H70V83L67 82L66 84L64 83V85L68 87V90L71 92V94H76V93L78 92V89H77V88H78V87L80 88V86L78 85V87H77V86L74 85L76 82H75L74 84L71 83ZM100 82H101V81H100ZM120 82H121V81H120ZM133 82H134V81H133ZM135 82H136V81H135ZM142 82H144V81H142ZM145 82H146V80H145ZM161 82H162V80H161ZM216 82H217V81H216ZM228 82H229V81H228ZM34 83H35V82H34ZM77 83H78V82H77ZM139 83H140V82H139ZM147 83H149V82H147ZM147 83H146V84H147ZM153 83L151 82V85H152ZM192 83H193V82H192ZM211 83H212V82H211ZM225 83H226V82H225ZM247 83H246V85H247ZM20 84H21V83H20ZM69 84L71 85V87H69V86H70ZM120 84H121V83H120ZM134 84H135V83H134ZM158 84L160 85V81H159ZM163 84H164V83H163ZM163 84H162V85H163ZM221 84H222V83H221ZM227 84H228V83H227ZM237 84L239 85V83H237ZM242 84H240V85H242ZM36 85H37V84H36ZM64 85H63V86H64ZM68 85H69V86H68ZM76 85H77V84H76ZM159 85H158V86H159ZM162 85H161V86H162ZM164 85H165V84H164ZM217 85H218V84H217ZM39 86H40V85H39ZM91 86H92V85H91ZM135 86H136V85H135ZM149 86H150V85H149ZM214 86H215V85H214ZM228 86H229V85H228ZM242 86H244V84H243ZM44 87H45V86H43V88H44ZM84 87H85V86H84ZM86 87H87V86H86ZM131 87H132V86H131ZM131 87H130V88H131ZM151 87H153V86H151ZM173 87H174V86H173ZM194 87H195V86H194ZM240 87H241V86H240ZM31 88H32V87H31ZM81 88H82V87H81ZM88 88H89V87H88ZM88 88H87V89H88ZM138 88H139V87H138ZM143 88H144V87H143ZM148 88H149V87H148ZM195 88H196V87H195ZM199 88H200V87H199ZM245 88H246V86H245ZM19 89H20V88H19ZM34 89H35V88H34ZM66 89H67V88H66ZM176 89H177V88H176ZM17 90H18V89H17ZM46 90H47V89H46ZM46 90H44V91H46ZM96 90H97V89H96ZM143 90H144V89H143ZM146 90H147V89H146ZM232 90H233V89H232ZM33 91H34V90H33ZM47 91H48V90H47ZM122 91H123V90H122ZM129 91H131V90H129ZM162 91H163V90H162ZM228 91H229V90H227V91H225V92L227 93ZM234 91H235V90H234ZM234 91H232V92H234ZM41 92H42V91H41ZM52 92H53V91H52ZM171 92H172V91H171ZM173 92H174V90H173ZM29 93H30V92H29ZM146 93H147V92H146ZM163 93H164V92H163ZM165 93H166V92H165ZM177 93H178V92H177ZM179 93H180V92H179ZM230 93H231V92H230ZM235 93H236V92H235ZM261 93H262V92H261ZM46 94H47V93H46ZM95 94H96V93H95ZM170 94H171V93H170ZM245 94H246V93H245ZM258 94H260V93H258ZM146 95H147V94H146ZM159 95H160V94H159ZM227 95H228V94H227ZM227 95H226V96H227ZM232 95H233V94H232ZM242 95H243V94H242ZM242 95H241V96H242ZM253 95H254V96H253ZM260 95H262V94H260ZM38 96H39V95H38ZM90 96H91V95H90ZM133 96H134V95H133ZM148 96H149V95H148ZM156 96H157V95H156ZM156 96H155V97H156ZM199 96H200V95H199ZM205 96H206V94H205ZM239 97H240V94H239ZM245 97H246V96H245ZM74 98H75V97H74ZM78 98H79V97H78ZM78 98H77V99H78ZM136 98H137V97H136ZM165 98H166V97H165ZM178 98H179V97H178ZM213 98H214V97H213ZM240 98H241V97H240ZM66 99H67V98H66ZM148 99H149V98H148ZM208 99H209V98H208ZM246 99L248 100V102H247ZM25 100H26V99H25ZM103 100H104V99H103ZM105 100H106V99H105ZM134 100H135V99H134ZM145 100H146V99H145ZM151 100H152V102H151ZM154 100H155V99H154ZM236 100H237V99H236ZM66 101H67V100H66ZM79 101H80V100H79ZM79 101H78V102H79ZM97 101H98V100H97ZM97 101H96V102H97ZM136 101H137V100H136ZM138 101H139V100H138ZM146 101H148V100H146ZM170 101H172V100H170ZM187 101H188V100H187ZM190 101H191V100H190ZM209 101H210V100H209ZM212 101H213V99H212ZM228 101H229V100H228ZM259 101H261V102H259ZM76 102H77V101H76ZM108 102H109V101H108ZM123 102H124V101H123ZM126 102H127V100H126ZM141 102H142V101H141ZM149 102H151V104H150ZM149 102H148L149 107H150L149 110H151L150 112H151L152 114H151V113H150V114L153 116L152 119L155 120L154 123L156 122V123H157L156 125H158V123H159L160 125L163 123L162 125L165 126L166 124H164V121H165L164 119L169 118V117L167 116L169 113L166 111V112L168 113V114H166V112L164 113V108L161 109V106H162V105L165 106V105H164V104H161V103H158V102H160V101H158V102H154V101H153V98L150 99ZM195 102H196V101H195ZM238 102H239V100H238ZM240 102H241V101H240ZM240 102H239V104H240ZM242 102H243V101H242ZM54 103H56V102H54ZM70 103H71V102H70ZM206 103H207V102H206ZM244 103H243V104H244ZM247 103H248V104H247ZM260 103H262L263 106H261ZM67 104H68V103H67ZM130 104H131V103H130ZM132 104H133V103H132ZM159 104H161V106H160ZM187 104H189V102H188ZM51 105H52V104H51ZM80 105H81V103H80ZM225 105H226V104H225ZM247 105H248V107H247ZM61 106H62V105H61ZM71 106H72V105H71ZM191 106H192V105H191ZM241 106H242V105H241ZM69 107H70V106H69ZM99 107H100V106H99ZM132 107H133V106H132ZM189 107H190V105L188 106V108H189ZM239 107H240V106H239ZM239 107H238V108H239ZM243 107H244V106H243ZM261 107H263V108L261 109ZM59 108H60V107H59ZM61 108H62V107H61ZM70 108H71V107H70ZM81 108H82V107H81ZM91 108H92V107H91ZM182 108H184V107H182ZM241 108H242V107H241ZM245 108H244V109H245ZM54 109H55V108H54ZM64 109H65V108H64ZM96 109H97V108H96ZM104 109H105V108H104ZM106 109H107V108H106ZM106 109H105V110H106ZM119 109H120V108H119ZM128 109H129V108H128ZM136 109H137V108H136ZM203 109H204V108H203ZM227 109H228V107H227ZM239 109H240V108H239ZM244 109H240V112H241V110H242V112H243ZM56 110H57V109H56ZM78 110H79V109H78ZM146 110H147V109H146ZM172 110H173V109H172ZM222 110H223V109H222ZM230 110H231V109H230ZM168 111H169V110H168ZM59 112H60V111H59ZM62 112H63V111H62ZM138 112H139V111H138ZM140 112H141V111H140ZM178 112H179V111H178ZM184 112H185V111H184ZM245 112H246V111H245ZM74 113H75V112H74ZM87 113H88V112H87ZM89 113H90V112H89ZM128 113H129V112H128ZM135 113H136V112H135ZM148 113H149V112H148ZM181 113H182V112H181ZM181 113H180V114H181ZM209 113H210V112H209ZM236 113H237V112H236ZM243 113H244V112H243ZM243 113H240V114L243 115ZM246 113H247V112H246ZM180 114H179V115H180ZM227 114H228V113H227ZM237 114H239V113H237ZM46 115H47V114H46ZM64 115H65V113H64ZM75 115H76V114H75ZM89 115H90V114H89ZM100 115H101V113H100ZM104 115H105V114H104ZM141 115H142V114H141ZM170 115H171V114H170ZM255 115H254V116H255ZM39 116H40V115H39ZM41 116H42V115H41ZM73 116H74V115H73ZM92 116H95V115L92 114ZM129 116H130V115H129ZM131 116H132V115H131ZM171 116H172V115H171ZM171 116H170V117H171ZM173 116H174V115H173ZM173 116H172V117H173ZM181 116H182V115H181ZM194 116H195V115H194ZM210 116H211V115H210ZM58 117H59V116H58ZM87 117H88V116H87ZM87 117H86V118L83 117V118L87 119ZM95 117H97V116H95ZM110 117H111V116H110ZM137 117H138V116H137ZM172 117H171V120H172L171 122H170V119H169V122H170L171 124H173L172 122L174 121V120H173L174 117H173V118H172ZM185 117H186V116H185ZM215 117H216V116H215ZM225 117H226V116H225ZM250 117H252V116L250 115ZM90 118H92V117H90ZM93 118H94V117H93ZM128 118H129V117H128ZM200 118H201V117H200ZM254 118H255V117H254ZM20 119H21V118H20ZM55 119H57V118H55ZM59 119H60V118H59ZM85 119H84V120H85ZM95 119H96V118H95ZM105 119H106V118H105ZM129 119H130V118H129ZM152 119H151V120H152ZM174 119H175V118H174ZM245 119H246V117H245ZM250 119H251V118H250ZM260 119H259V120H260ZM262 119H261V120H262ZM36 120H37V119H36ZM49 120H50V119H49ZM92 120H93V119H92ZM101 120H102V119H101ZM123 120H124V119H123ZM133 120H134V119H133ZM180 120H181V119H180ZM211 120H212V119H211ZM248 120H249V119H248ZM248 120H247V122H249ZM253 120H254V119H253ZM257 120H258V118H257ZM263 120H264V119H263ZM263 120H262V121H263ZM25 121H26V119H25ZM45 121H46V120H45ZM81 121H82V120H81ZM90 121H91V120H90ZM97 121H98V120H97ZM97 121H96V122H97ZM107 121H108V120H107ZM147 121H148V120H147ZM190 121H191V120H190ZM245 121H246V120H245ZM69 122H71V121H69ZM93 122H94V120H93ZM96 122H95V123H96ZM111 122H112V121H111ZM166 122L168 123V119L166 120ZM229 122H230V121H229ZM79 123H80V122H79ZM95 123H94V124H95ZM103 123H104V122H103ZM192 123H193V122H192ZM206 123H207V122H206ZM256 123H258V121H257ZM69 124H70V123H69ZM88 124H89V123H88ZM104 124H105V123H104ZM113 124H114V123H113ZM133 124H134V123H133ZM146 124H147V123H146ZM188 124H189V123H188ZM253 124H255V123H253ZM258 124H259V123H258ZM258 124H257V125H258ZM82 125H83V123H82ZM95 125H97V124H95ZM117 125H118V124H117ZM153 125H154V124H153ZM189 125H191V124H189ZM211 125H212V124H211ZM251 125H252V124H251ZM22 126H23V125H22ZM22 126H20V127H22ZM24 126H25V125H24ZM32 126H33V125H32ZM89 126H90V125H89ZM98 126H100V124H99ZM98 126H97V127H98ZM105 126H106V125H105ZM108 126H109V125H108ZM171 126H172V125H171ZM171 126H168V127H169L168 130H170V127H171ZM254 126H255V125H254ZM254 126H253V127H254ZM258 126H259V125H258ZM42 127H43V126H42ZM45 127H46V126H45ZM57 127H58V126H57ZM68 127H69V126H68ZM109 127H110V126H109ZM127 127H128V126H127ZM138 127H139V126H138ZM138 127H137V128H138ZM158 127H159V126H158ZM165 127H167V125H166ZM165 127H163V128H165ZM212 127H213V126H212ZM214 127H215V126H214ZM226 127H227V126H226ZM48 128H49V127H48ZM74 128H75V127H74ZM74 128H73V129H74ZM83 128H84V127H83ZM103 128H104V127H103ZM115 128H117V127H115ZM149 128H151V127L149 126ZM160 128H161V127H160ZM163 128H161L160 130H162ZM186 128H187V127H186ZM196 128H197V127H196ZM218 128H219V127H218ZM218 128H217V129H218ZM255 128H257V127H255ZM259 128H260V126H259ZM259 128H258V129H259ZM262 128H263V127H262ZM31 129H32V128H31ZM129 129H130V128H129ZM213 129H215V128H213ZM242 129H244V128L242 127ZM20 130H21V129H20ZM42 130H43V129H42ZM42 130H41V131H42ZM46 130H47V129H46ZM49 130H50V129H49ZM81 130H82V129H81ZM83 130H84V129H83ZM120 130H121V129H119V131H120ZM157 130H158V129H157ZM157 130L155 129V132H154V133L158 132ZM165 130H166V129H165ZM165 130H164V131L162 130V131H159V132H158V133H160V132L162 133V132H163L162 135L164 134V135H163L164 138H166V137H167L166 135H169V133L171 134V132H172V133L177 132V131H174V132H173V131H170V132H168V134H165ZM168 130H167V131H168ZM172 130H173V129H172ZM259 130H260V129H259ZM22 131H23V130H22ZM53 131H54V130H53ZM76 131H77V130H76ZM86 131H87V130H86ZM93 131H94V130H93ZM103 131H105V130H103ZM111 131H112V130H111ZM149 131H150V130H149ZM226 131H227V130H226ZM12 132H13V131H12ZM27 132H28V131H27ZM37 132H38V131H37ZM70 132H71V131H70ZM77 132H78V131H77ZM34 133H35V132H34ZM56 133H57V131H56ZM59 133H60V132H59ZM68 133H69V132H68ZM75 133H76V132H75ZM91 133H92V132H91ZM225 133H226V132H225ZM77 134H78V133H77ZM104 134H105V133H104ZM115 134H116V133H115ZM145 134H146V133H145ZM174 134H175V133H174ZM182 134H184V133H182ZM204 134H205V133H204ZM52 135H53V134H52ZM52 135H51V137H52ZM56 135H57V134H56ZM59 135H60V134H59ZM81 135H82V134H81ZM83 135H84V134H83ZM111 135H112V134H111ZM151 135H152V134H151ZM176 135H177V133H176ZM225 135H226V134H225ZM231 135H232V134H231ZM22 136H23V135H22ZM34 136H35V135H34ZM36 136H37V134H36ZM46 136H47V135H46ZM139 136H140V135H139ZM158 136H159V135H158ZM171 136H172V135H171ZM171 136L169 135L168 138H170ZM187 136H188V135H187ZM193 136H194V135H193ZM259 136H260V135H259ZM17 137H18V136H17ZM26 137H27V136H26ZM38 137H39V136H38ZM59 137H60V136H59ZM92 137H93V136H92ZM113 137H114V136H113ZM173 137H174V136H173ZM223 137H224V136H223ZM41 138H42V137H41ZM47 138H48V136H47ZM47 138H46V140H47ZM86 138H87V137H86ZM93 138H94V137H93ZM103 138H104V136H103ZM129 138H130V137H129ZM168 138L165 139V142H167V141L170 142L171 139H168ZM174 138H175V139H174ZM174 138L172 139V141H176V140H177L176 137H174ZM178 138L181 139V136H179ZM182 138H183V137H182ZM186 138H187V137H186ZM217 138H218V137H217ZM233 138H234V137H233ZM112 139H113V138H112ZM147 139H148V138H147ZM158 139H159V138H158ZM167 139H168V140H167ZM16 140H17V139H16ZM48 140H49V139H48ZM54 140H55V139H54ZM153 140H154V139H153ZM155 140H156V139H155ZM181 140H182V139H181ZM261 140H262V139H261ZM19 141H20V140H19ZM21 141H22V140H21ZM34 141H35V140H34ZM41 141H42V140H41ZM76 141H77V140H76ZM97 141H98V140H97ZM105 141H106V140H105ZM105 141H104V142H105ZM116 141H117V140H116ZM135 141H136V140H135ZM204 141H205V140H204ZM257 141H258V140H257ZM42 142H43V141H42ZM46 142H47V141H46ZM59 142H60V141H59ZM118 142H119V141H118ZM146 142H147V141H146ZM154 142H155V141H153V143H154ZM182 142H183V143H182ZM182 142L179 140L178 145H179L180 147L177 145V146H178V147H177V151H179V152H182L181 149H183V148H184L183 146H185V143H184L183 140H182ZM28 143H29V142H28ZM33 143H34V142H33ZM35 143H36V142H35ZM111 143H112V142H111ZM134 143H135V142H134ZM142 143H143V142H142ZM153 143H152V145H153ZM156 143H158V141H157ZM160 143H161V142H160ZM167 143H168V142H167ZM173 143H174V142H173ZM173 143L170 142V145L173 144ZM194 143H195V142H194ZM236 143H237V142H236ZM258 143H259V142H258ZM29 144H30V143H29ZM164 144H165V143H163V145H164ZM168 144H169V143H168ZM183 144H184V145H183ZM203 144H205V143H203ZM245 144H246V143H245ZM247 144H248V143H247ZM21 145L24 146L23 144H21ZM32 145H33V144H32ZM75 145H76V144H75ZM117 145H118V144H117ZM150 145H151V143H150ZM160 145H162V144H160ZM173 145H174V144H173ZM193 145H194V144H193ZM193 145H192V147H193ZM39 146H40V145H39ZM46 146H47V145H46ZM105 146H106V145H105ZM115 146H116V145H115ZM153 146H155V145H153ZM181 146H182L183 148H181ZM194 146H195V145H194ZM208 146H209V145H208ZM229 146H230V145H229ZM81 147H82V146H81ZM167 147H168V146H165V147H164V146H163V147H162V146H156V147H155V150H156L157 153H159L158 155H162V156H163V158H164V162H165V164H166V165L164 164V166L166 167V168H165V167H164V168L167 169V170H166L167 172L169 171V173H168L169 176H170L171 174H172L171 177H173V175L175 176V177H174V180H175L176 175H178V174L180 175V173L177 172V171H178V170H177L178 167L181 166V169H182V167H183L185 164H184V165H183V163H182V164H179L178 167H177V169H176L177 171H175V168H176V166H177L179 160L176 159V161H177V160H178V161L175 162V163H177V164L175 165V163H174V159H175V158H174V156H175V155H174V150H173V152H172L173 154L170 153V151H172L171 149H172L173 147H172V145L169 146L170 148H168V150H167ZM171 147H172V148H171ZM187 147H188V146H187ZM197 147H198V146H197ZM232 147H233V146H232ZM240 147H241V146H240ZM18 148H19V146H18ZM23 148H24V147H23ZM42 148H43V147H42ZM45 148H46V147H45ZM67 148H68V147H67ZM67 148H66V149H67ZM99 148H100V147H99ZM178 148H179V150H178ZM180 148H181V149H180ZM193 148H194V147H193ZM195 148H196V147H195ZM217 148H218V147H217ZM36 149H37V148H36ZM38 149H39V148H38ZM55 149H56V148H55ZM72 149H73V148H72ZM93 149H94V148H93ZM97 149H98V148H97ZM124 149H125V148H124ZM169 149H170V151H169ZM173 149H175V152L178 153V152L176 151L175 145H174V148H173ZM214 149H215V148H214ZM225 149H226V148H225ZM20 150H24V149H20ZM20 150H19V151H20ZM26 150H28V149H26ZM46 150H47V149H46ZM76 150H77V149H76ZM89 150H90V149H89ZM98 150H99V149H98ZM185 150H186V152H185ZM189 150H190V149H189ZM210 150H211V149H210ZM216 150H217V149H216ZM233 150H234V149H233ZM253 150H255V149H253ZM253 150H252V151H253ZM37 151H38V150H37ZM95 151H96V150H95ZM143 151H144V150H143ZM167 151H169V153H168ZM183 151H184V152H182V154H183V153L186 154V155L188 154V155L190 156V157L188 156L189 158L192 157V154L190 155V154H189L190 152L188 153V149L186 148V146H185V148L183 149ZM192 151H194V149H193ZM8 152H9V151H8ZM26 152H27V151H26ZM28 152H29V151H28ZM43 152H44V151H43ZM45 152H46V151H45ZM48 152H49V151H48ZM48 152H47V153H48ZM55 152H56V151H55ZM61 152H62V151H61ZM68 152H69V151H67V153H68ZM70 152H71V151H70ZM92 152H94V151H92ZM145 152H146V151H145ZM217 152H218V151H217ZM235 152H236V151H235ZM247 152H248V151H247ZM15 153H16V152H15ZM47 153H46V154H47ZM63 153L65 154V152H63ZM86 153H87V152H86ZM97 153H98V152H97ZM122 153H123V152H122ZM140 153H141V152H140ZM191 153H192V152H191ZM200 153H201V152H200ZM262 153H263V152H262ZM19 154H21V153H19ZM24 154H25V153H24ZM26 154H27V153H26ZM54 154H55V153H54ZM57 154H58V153H57ZM73 154H74V153H73ZM81 154H82V153H81ZM101 154H102V153H101ZM112 154H113V153H112ZM179 154H180V153H179ZM196 154H197V153H196ZM215 154H216V153H215ZM224 154H225V153H224ZM41 155L43 156L42 153H41ZM50 155H51V154H49L48 156H50ZM55 155H56V154H55ZM114 155H115V154H114ZM176 155H177V154H176ZM194 155H195V154H194ZM194 155H193V156H194ZM204 155H205V154H204ZM22 156H24V155H22ZM59 156H60V155H59ZM61 156H62V155H61ZM80 156H81V155H80ZM91 156H92V155H91ZM178 156H180V155H177V158H178ZM29 157H30V156H29ZM50 157H51V156H50ZM54 157H55V156H54ZM72 157H73V156H72ZM117 157H118V156H117ZM175 157H176V156H175ZM181 157H182V156H181ZM204 157H205V156H204ZM206 157H207V156H206ZM223 157H224V156H223ZM51 158H52V157H51ZM59 158H60V157H59ZM101 158H104V157L102 156ZM106 158H107V157H106ZM108 158H109V157H108ZM184 158H185V157H184ZM186 158H187V157H186ZM186 158H185V159H186ZM19 159H20V158H19ZM30 159H31V158H30ZM30 159H29V160H30ZM65 159H66V158H65ZM77 159H78V158H77ZM133 159H134V158H133ZM179 159H180V158H179ZM192 159H194V157H193ZM196 159H197V158H196ZM27 160H28V159H27ZM51 160H52V159H51ZM66 160H67V159H66ZM71 160H72V159H71ZM136 160H137V159H136ZM183 160H184V159H182V161H181V159H180L181 162H183ZM227 160H228V159H227ZM254 160H255V159H254ZM19 161H20V160H19ZM73 161H74V160H73ZM106 161H107V160H106ZM188 161L190 162L189 159H188ZM228 161H229V160H228ZM228 161H227V162H228ZM11 162H12V161H11ZM31 162H32V161H31ZM33 162H34V160H33ZM67 162H68V161H67ZM86 162H87V161H86ZM136 162H137V161H136ZM184 162L186 163L187 160H185ZM192 162L194 163L193 160H192ZM196 162H197V161H196ZM196 162H195V163H196ZM240 162H241V161H240ZM56 163H57V162H56ZM56 163H55V164H56ZM111 163H112V162H111ZM139 163H140V162H139ZM142 163H143V162H142ZM179 163H180V162H179ZM193 163H191V165H190V164H188V162H187V163H186L187 165L184 166V167L186 168V171L184 170V169H185V168H184V169H182V170H179V172H180V171L183 172V170H184L185 175L188 174V175H191V177H192V175H195L196 173L198 174V172L200 173V171H195V170H197V169L195 168L197 164L194 165ZM235 163H236V162H235ZM2 164H3V163H2ZM50 164H51V163H50ZM112 164H113V163H112ZM115 164H116V163H115ZM143 164H144V163H143ZM161 164H162V163H161ZM192 164H193L195 167L192 166ZM217 164H218V163H217ZM19 165H20V164H19ZM31 165H32V164H31ZM44 165H46V164H44ZM44 165H43V167H44ZM89 165H90V164H89ZM94 165H96V164H94ZM94 165H93V166H94ZM145 165H147V164H145ZM152 165H153V164H152ZM199 165H200V164H199ZM199 165H198V166H199ZM21 166H23V165H21ZM49 166H50V165H49ZM49 166H48V167H49ZM96 166H97V165H96ZM129 166H130V165H129ZM135 166H136V165H135ZM198 166H197V167H198ZM219 166H220V164H219ZM14 167H15V166H14ZM48 167H47V168H48ZM78 167H79V166H78ZM131 167H132V166H131ZM152 167H153V166H152ZM201 167H202V166H201ZM247 167H248V166H247ZM23 168H24V167H23ZM32 168L34 169V167H32ZM45 168H46V167H45ZM64 168H65V167H64ZM66 168H67V167H66ZM85 168H87V165H86ZM158 168H159V167H158ZM216 168H218V167H216ZM219 168H220V170H221V167H219ZM222 168H223V167H222ZM256 168H257V167H256ZM38 169H39V168H38ZM76 169H77V168H76ZM91 169H93V168H91ZM103 169H104V168H103ZM114 169H115V168H114ZM149 169H150V168H149ZM165 169H164V170H165ZM194 169H195V170H194ZM198 169H199V168H198ZM200 169H201V168H200ZM202 169H203V168H202ZM202 169H201V170H202ZM205 169H206V168H205ZM213 169H214V168H213ZM241 169H242V168H241ZM8 170H9V169H8ZM12 170H13V169H12ZM12 170H11V171H12ZM28 170H29V169H28ZM36 170H37V168H36ZM53 170H54V169H53ZM65 170H66V169H65ZM136 170H137V169H136ZM206 170H207V169H206ZM220 170H219V172H220ZM237 170H238V169H237ZM77 171H78V169H77ZM89 171H90V170H89ZM92 171H94V170H92ZM127 171H128V170H127ZM132 171H133V170H132ZM166 171H165V172H166ZM202 171H203V170H202ZM216 171H217V170H216ZM221 171H223V170H221ZM0 172H1V171H0ZM7 172H8V171H7ZM19 172H20V171H19ZM109 172H110V171H109ZM128 172H129V171H128ZM154 172H155V171H154ZM174 172L176 173V175H175ZM184 172H183V173H184ZM195 172H196V173H195ZM203 172H205V171H203ZM207 172H209V171H207ZM217 172H218V171H217ZM217 172L214 171V172H212V173H215V174H216ZM227 172H228V171H227ZM259 172H260V171H259ZM37 173H38V171H37ZM70 173H71V172H70ZM97 173H98V171H97ZM105 173H106V171H105ZM136 173H137V172H136ZM155 173H156V172H155ZM161 173H162V172H161ZM170 173H171V174H170ZM177 173H178V174H177ZM186 173H187V174H186ZM193 173H194V174H193ZM205 173H206V172H205ZM205 173H202V174H205ZM222 173H223V172H222ZM229 173H230V172H229ZM248 173H249V172H248ZM21 174H22V173H21ZM48 174H49V172H48ZM72 174H73V173H72ZM85 174H86V173H85ZM93 174H94V173H93ZM110 174H111V173H110ZM112 174H113V173H112ZM165 174H167V173H165ZM181 174H182V173H181ZM197 174H196V176H194L195 178L197 177ZM200 174H201V173H200ZM202 174H201V175H202ZM206 174H209V173H206ZM237 174H238V173H237ZM241 174H242V173H241ZM255 174H256V173H255ZM263 174H264V173H263ZM50 175H51V174H50ZM50 175H49V177H50ZM95 175H96V174H95ZM99 175H100V174H99ZM102 175H103V174H102ZM152 175H153V174H152ZM182 175H183V174H182ZM182 175H180V176H182ZM185 175H184L183 178L186 177ZM198 175H199V174H198ZM201 175H200V176H201ZM211 175H212V174H209V176H211ZM216 175L219 176V175H221V174L219 173V175H218V174H216ZM216 175H215V176H216ZM245 175H246V174H245ZM247 175H248V174H247ZM46 176H47V175H46ZM51 176H52V175H51ZM127 176H128V175H127ZM138 176H139V175H138ZM145 176H146V175H145ZM147 176H148V175H147ZM166 176H167V175H166ZM204 176H205V175H204ZM206 176H208V175H206ZM206 176H205V177H206ZM221 176H222V175H221ZM2 177H3V176H2ZM43 177H44V176H43ZM111 177H112V176H111ZM139 177H141V175H140ZM187 177L189 178V176H187ZM187 177H186V178H187ZM201 177H203V175H202ZM201 177H200V178H201ZM228 177H229V176H228ZM256 177H257V176H256ZM4 178H5V177H4ZM37 178H39V176H38ZM40 178H41V177H40ZM109 178H110V177H109ZM188 178H187V179H188ZM195 178H191V179H195ZM203 178H204V177H203ZM203 178H202V179H203ZM212 178H213V177H212ZM226 178H227V177H226ZM70 179H71V177H70ZM76 179H77V178H76ZM89 179H90V178H89ZM156 179H157V178H156ZM167 179H168V178H167ZM179 179H182V178L179 177ZM179 179L177 178L176 180H179ZM189 179H190V178H189ZM198 179H199V177H198ZM198 179H197V180H198ZM207 179H209V177H208ZM207 179L204 178V180H206V181H204V182H207V181L209 182V180H207ZM215 179H216V177H215ZM222 179H223V178H222ZM222 179H221V180H222ZM234 179H235V178H234ZM247 179H248V178H247ZM1 180H2V179H1ZM84 180H85V179H84ZM92 180H93V179H92ZM109 180H111V179H109ZM148 180H149V179H148ZM150 180H151V179H150ZM163 180H164V179H163ZM182 180H183V179H182ZM244 180H245V179H244ZM9 181H10V179H9ZM16 181H17V179H16ZM95 181H96V180H95ZM130 181H131V180H130ZM135 181H136V180H135ZM185 181H186L185 185H187V187H188V185L193 186L192 182L195 183V182H194L195 180H194V181H192V180L189 181V180H188V184H187V180H186V179H185ZM185 181L183 180V182H185ZM200 181H201V180H200ZM212 181H214V180L212 179ZM219 181H220V180H219ZM235 181H236V180H235ZM245 181H246V180H245ZM252 181H253V180H252ZM256 181H257V180H256ZM261 181H262V180H261ZM0 182H1V181H0ZM4 182H5V181H4ZM31 182H32V181H31ZM41 182H42V181H41ZM88 182H89V181H88ZM137 182H138V181H137ZM217 182H218V181H217ZM217 182H216V183H217ZM246 182H247V181H246ZM249 182H250V181H249ZM25 183H26V182H25ZM42 183H43V182H42ZM55 183H56V182H55ZM84 183H86V182H84ZM109 183H110V182H109ZM179 183H180V181H179ZM190 183H191L192 185H191ZM199 183H200V182H198V184H199ZM202 183H203V180H202ZM212 183H213V182H212ZM212 183H211V184H212ZM216 183H215V181H214L213 184L217 185ZM223 183H224V182H223ZM236 183H237V182H236ZM256 183H257V182H256ZM2 184H3V183H2ZM20 184H21V183H20ZM71 184H72V183H71ZM93 184H94V183H93ZM135 184H136V183H135ZM141 184H142V182H141ZM173 184H174V183H173ZM180 184H181V183H180ZM182 184H183V183H182ZM195 184H196V186H197V183H195ZM203 184H204V183H203ZM207 184H208V183H207ZM207 184H204V185H207ZM231 184H233V183H231ZM238 184H239V182H238ZM248 184H249V183H248ZM252 184H253V183H252ZM10 185H11V184H10ZM14 185H15V184H14ZM14 185H13V186H14ZM32 185H34V184H32ZM76 185H77V183H76ZM83 185H84V184H83ZM155 185L157 186L158 184L156 183ZM176 185H178V184H176ZM200 185H201V184L198 185L199 187L197 186L198 189L201 188V187H203V186H200ZM208 185H209V184H208ZM208 185H207V186H208ZM215 185H214V186L212 185L213 189H214ZM242 185H243V184H242ZM263 185H264V184H263ZM2 186H4V185H2ZM143 186H144V185H143ZM178 186H179V185H178ZM181 186H183V185H181ZM181 186H180V187H181ZM209 186H210V185H209ZM224 186H226V185H224ZM232 186H233V185H232ZM7 187H8V186H7ZM10 187H11V186H10ZM10 187H9V188H10ZM14 187H15V186H14ZM18 187H19V186H18ZM25 187H27V186H25ZM32 187H33V186H32ZM34 187H36V186L34 185ZM125 187H126V186H125ZM160 187H161V185H160ZM172 187H174V186H172ZM180 187H179V188H180ZM193 187H194V186H193ZM197 187H196V188H197ZM212 187H211V189H212ZM216 187H217V186H216ZM219 187H220V186H219ZM238 187H239V186H238ZM254 187H255V186H254ZM261 187H262V186H261ZM121 188H122V187H121ZM121 188H120V189H121ZM132 188H133V187H132ZM148 188H149V186H148ZM169 188H170V187H169ZM189 188H190V187H189ZM204 188H208V187L205 186ZM204 188H203V189H204ZM217 188H218V187H217ZM176 189H177V188H176ZM184 189H185V188H184ZM194 189H195V187H194ZM213 189L210 190V189L208 188V189H206L205 191L209 192V190H210V191H215V193H216V190H218V189H214V190H213ZM221 189H222V187H221ZM241 189H242V188H241ZM257 189H258V188H257ZM5 190H6V189H5ZM16 190H18V189H16ZM26 190H27V189H26ZM37 190H38V189H37ZM53 190H54V189H53ZM144 190H145V189H144ZM161 190H162V189H160V191H161ZM173 190H174V189H173ZM185 190H187V189H185ZM195 190H196V189H195ZM225 190H226V189H225ZM230 190H231V189H230ZM237 190H239V189H237ZM7 191H8V190H7ZM133 191H134V190H133ZM139 191H140V190H139ZM160 191H159V192H160ZM191 191H192V190H191ZM205 191H204V193H205ZM226 191H227V190H226ZM228 191H229V190H228ZM249 191H250V190H249ZM17 192L20 193V191H17ZM54 192H55V191H54ZM122 192H123V191H122ZM141 192H142V191H141ZM184 192H186V193H187V192L190 193L189 190H188V191H183L182 193H184ZM193 192H194V191H193ZM198 192H199V191H198ZM241 192H242V191H241ZM255 192H256V191H255ZM21 193H22V192H21ZM24 193H25V192H24ZM24 193H23V194H24ZM131 193H132V192H131ZM157 193H158V192H157ZM166 193H167V192H166ZM179 193H180V191H179ZM195 193H196V192H195ZM209 193H210V192H209ZM215 193H214V194L211 193V194L215 195ZM218 193H219V191H218ZM218 193H216V194H218ZM236 193H237V192H236ZM10 194H11V193H10ZM13 194H14V193H13ZM40 194H41V193H40ZM54 194H55V193H54ZM54 194H53V195H54ZM68 194H69V193H68ZM77 194H78V193H77ZM122 194H123V193H122ZM152 194H153V193H152ZM192 194H193V193H192ZM199 194L201 195V193H199ZM199 194H198V195H199ZM219 194H220V193H219ZM227 194H228V193H227ZM8 195H9V194H8ZM26 195H29V194L27 193ZM26 195L24 196L25 201H26V199L29 200V199L31 198V197L29 198V197L26 196ZM98 195H99V194H98ZM101 195H102V194H101ZM114 195H115V194H114ZM129 195H130V194H129ZM184 195H185V194H184ZM190 195H191V194H190ZM255 195H256V194H255ZM86 196H87V195H86ZM163 196H164V195H162V197H163ZM167 196H168V195H167ZM229 196H230V195H229ZM10 197H11V196H10ZM10 197H9V198H10ZM12 197H13V196H12ZM17 197H18V196H17ZM17 197H16V198H17ZM27 197H28V198H27ZM146 197H147V196H146ZM150 197H151V196H150ZM173 197H174V196H173ZM186 197H189L191 200H192V198H193V199H196L197 201L199 200L198 198H200L199 196L196 198V196H195V197H192V196H189L188 194H186ZM201 197H202V196H201ZM219 197H221V196H219ZM259 197H260V196H259ZM13 198H14V197H13ZM24 198H23V196H22V199H24ZM32 198H33V197H32ZM96 198H97V197H96ZM144 198H145V197H144ZM153 198H154V197H153ZM169 198H170V196L168 197V199H169ZM203 198H204V197H203ZM203 198H201V199H203ZM231 198H232V197H231ZM6 199H7V198H6ZM10 199H11V198H10ZM157 199H158V198H157ZM161 199H162V198H161ZM178 199H179V198H178ZM190 199H188V198L186 199L187 201L189 200L188 203H190ZM217 199H219V198H217ZM53 200H54V199H53ZM96 200H97V199H96ZM96 200H95V201H96ZM117 200H118V199H117ZM131 200H133V199H131ZM144 200H145V199H144ZM148 200H149V199H148ZM154 200H155V199H154ZM163 200H164V199H163ZM171 200H172V199H171ZM196 200H195V201H196ZM208 200H209V199H208ZM225 200H226V199H225ZM257 200H258V199H257ZM18 201H19V200H18ZM92 201H93V200H92ZM115 201H116V200H115ZM184 201H185V200H184ZM199 201H200V200H199ZM199 201H198V202H199ZM209 201H210V200H209ZM209 201L206 202V200H205V198H204V202H203V200H202V202H200V204H198V205L200 206V207H199V208H200V209H199L200 211H198V212L201 213V214H198L196 210L190 209V207H191L193 204L189 206V204L186 205L185 202H184V205H183V204H179V205L177 206V211L175 210V211H176V214H175L176 220H177L178 223L181 224V226L183 225L182 227H184L185 232H186V234H185V235H186V238H185L186 240L183 239V238H184L183 236H180L181 239H180V238H179V239H180L182 242H185V241H186V244H187V246H188V249H187L186 247H184V248H186L187 251H188V254L191 255V258H190V257L185 258V259L187 260V264H188L189 262H190V264H222V260L224 261V258H222V255H221V251H223V250H221L222 248L219 247L220 250H221V251H220L219 248H217L218 246H215V244H211V241H209V239H206V238H208V237H207L208 235H207V236L204 235V234H206V233L209 232V231H208L209 229H208V230H204V231H208V232H206V233H203V231H201V230H202V226H200V225H202V224H201V220H203V219H206V220H207L208 223H207V222H205V223H206L207 225H208V224H209V225H208V226L206 225V226H205V227H206L205 229H207V227H210V232H211L212 230L214 231V229L216 228V226H218V228L221 227V226H222V223H223V222H221V225H220V224H219L220 221H219L218 224H216V223L213 222V221L216 219V217L212 219V217H213L212 212H213V211L210 210V205H209V204L212 203V202H214V201H212V198H211V201H210V202H209ZM216 201H217V200H216ZM245 201H246V200H245ZM15 202H16V201H15ZM86 202H87V201H86ZM93 202H94V201H93ZM173 202H174V201H173ZM198 202H197V203H198ZM208 202H209V203H208ZM235 202H236V201H235ZM260 202H261V201H260ZM27 203H28V202H27ZM27 203H26V204H27ZM131 203H132V202H131ZM133 203H134V202H133ZM214 203H215V202H214ZM244 203H245V202H244ZM85 204H86V203H85ZM163 204H164V203H163ZM172 204H173V203H172ZM175 204H176V203H175ZM190 204H191V203H190ZM215 204H216V203H215ZM257 204H258V203H257ZM79 205H80V204H79ZM124 205H125V204H124ZM131 205H132V204H131ZM150 205H151V204H150ZM211 205H212V204H211ZM225 205H226V204H225ZM236 205H237V204H236ZM249 205H250V203H249ZM253 205H254V204H253ZM53 206H54V205H53ZM118 206H119V204H118ZM167 206H168V205H167ZM188 206H189V207H188ZM196 206H197V205H196ZM212 206H214V204H213ZM222 206H223V205H222ZM94 207H95V206H94ZM120 207H121V206H120ZM136 207H137V206H136ZM140 207H141V206H140ZM154 207H155V205H154ZM156 207H157V206H156ZM159 207H160V206H159ZM168 207H169V206H168ZM193 207H194V206H193ZM239 207H240V206H239ZM243 207H244V206H243ZM258 207H259V206H258ZM260 207H262V206H260ZM8 208H9V207H8ZM21 208H22V207H21ZM26 208H27V207H26ZM38 208H39V207H38ZM174 208H175V207H174ZM4 209H6V208H4ZM13 209H14V207H13ZM47 209H48V208H47ZM160 209H161V208H160ZM169 209H170V208H169ZM172 209H173V207H172ZM175 209H176V208H175ZM196 209H197V208H196ZM239 209H240V208H239ZM242 209H243V208H242ZM246 209H247V208H246ZM8 210H9V209H8ZM15 210H16V208H15ZM24 210H25V209H24ZM35 210H36V209H35ZM166 210H167V209H166ZM170 210H171V209H170ZM209 210H210V211H209ZM227 210H229V209H227ZM27 211H28V210H27ZM123 211H124V210H123ZM129 211H130V210H129ZM143 211H144V210H143ZM146 211H147V209H146ZM194 211H196V212H194ZM229 211H230V210H229ZM236 211H237V210H236ZM249 211H251V210H249ZM10 212H11V211H10ZM13 212H15V211H13ZM79 212H80V211H79ZM94 212H95V211H94ZM117 212H118V211H117ZM120 212H121V211H120ZM172 212H173V211H172ZM241 212H242V211H241ZM254 212H255V211H254ZM259 212H260V211H259ZM135 213H136V212H135ZM196 213H197L198 216H199V215H203V219H202V217H201V219L198 218V217H195V218H198V219H196V220L200 221V225H199V223H197V222L194 221V215H195ZM233 213H234V211H233ZM27 214H28V213H27ZM32 214H33V213H32ZM110 214H111V213H110ZM121 214H122V213H121ZM124 214H125V213H124ZM158 214H161V213H158ZM162 214H164V213H162ZM238 214H239V213H238ZM240 214H241V213H240ZM257 214H258V213H257ZM261 214H262V213H261ZM140 215H141V214H140ZM166 215H167V214H166ZM197 215H196V216H197ZM215 215H216V214H215ZM253 215H254V214H253ZM11 216H12V215H11ZM160 216H162V215H160ZM163 216H164V215H163ZM220 216H221V215H220ZM222 216H224V215H222ZM225 216H226V215H225ZM232 216H233V215H232ZM235 216H236V215H235ZM18 217H19V216H18ZM38 217H39V216H38ZM77 217H78V216H77ZM226 217H227V216H226ZM259 217H260V216H259ZM261 217H262V216H261ZM2 218H3V217H2ZM33 218H34V217H33ZM78 218H79V217H78ZM160 218L162 219V217H160ZM164 218H165V217H164ZM164 218L162 219V221L166 219L165 222H167V218H165V219H164ZM230 218H231V217H230ZM257 218H258V217H257ZM40 219H41V218H40ZM40 219H39V220H40ZM161 219H160V220L158 219V220H159L160 222H162ZM172 219H173V218H172ZM199 219H200V220H199ZM217 219H219V218H217ZM221 219H222V217H221ZM233 219H234V218H233ZM251 219H252V218H251ZM0 220H1V219H0ZM7 220H8V219H7ZM111 220H112V219H111ZM168 220L170 221V220H171V217H170ZM240 220H241V219H240ZM240 220H239V221H240ZM242 220H243V219H242ZM258 220L260 221L261 219H258ZM14 221H15V220H14ZM33 221H34V220H33ZM33 221H32V222H33ZM45 221H46V220H45ZM48 221H49V220H48ZM51 221H52V220H51ZM143 221H144V220H143ZM149 221H151V220H149ZM204 221H205V220H203L202 222H204ZM215 221H216V220H215ZM217 221H218V220H217ZM221 221H222V220H221ZM247 221H249V220H247ZM255 221H256V220H255ZM105 222H106V221H105ZM171 222H172V220H171ZM177 222H176V223H177ZM249 222H250V221H249ZM262 222H263V221H262ZM37 223H38V222H37ZM44 223H45V222H44ZM50 223H51V222H50ZM176 223H175V224H176ZM205 223L203 224V226L205 225ZM234 223H235V222H234ZM20 224H21V223H20ZM23 224H24V223H23ZM34 224H35V223H34ZM41 224H42V223H41ZM236 224H237V223H236ZM114 225H115V223H114ZM114 225H113V226H114ZM126 225H127V224H126ZM138 225H139V224H138ZM162 225H163V224H162ZM172 225H173V224H172ZM223 225H224V224H223ZM21 226H22V225H21ZM38 226H39V225H38ZM46 226H48V225H46ZM71 226H72V225H71ZM107 226H108V225H107ZM117 226H118V225H117ZM123 226H124V224H123ZM163 226H164V228H166L165 225H163ZM166 226H170V225L167 224ZM173 226H174V225H173ZM173 226H172V227H173ZM177 226H178V225H177ZM247 226H248V225H247ZM251 226H252V225H251ZM0 227H1V226H0ZM82 227H83V226H82ZM85 227H86V225H85ZM160 227H161V226H160ZM172 227H169V229L172 228ZM222 227L224 228V226H222ZM44 228H45V227H44ZM110 228H111V227H110ZM112 228H113V227H112ZM138 228H139V227H138ZM164 228H163V229H164ZM167 228H168V227H167ZM203 228H204V227H203ZM218 228H216L215 230H217ZM55 229H56V228H55ZM102 229H103V228H102ZM175 229H176V228H175ZM4 230H6V228H5ZM34 230H35V229H34ZM43 230H44V229H43ZM66 230H67V229H66ZM81 230H82V229H81ZM105 230H106V229H105ZM120 230H121V229H120ZM127 230H128V229H127ZM164 230H166V229H164ZM218 230H219V229H218ZM61 231H62V230H61ZM174 231H175V230H174ZM179 231H181V230H179ZM213 231H212V233L215 234V232H213ZM237 231H238V230H237ZM49 232H51V231H49ZM163 232H164V231H163ZM210 232H209V233H210ZM216 232H217V231H216ZM218 232H219V231H218ZM218 232H217V233H218ZM220 232H221V231H220ZM222 232H223V231H222ZM232 232L234 233V231H232ZM239 232H240V231H239ZM239 232H238V233H239ZM26 233H27V232H26ZM28 233H29V232H28ZM47 233H48V232H47ZM68 233H69V232H68ZM70 233H71V232H70ZM165 233H167V232H165ZM217 233H216V235H217ZM228 233H229V232H228ZM238 233H237V234H238ZM253 233H254V232H253ZM23 234H25V233H23ZM29 234H30V233H29ZM48 234H49V233H48ZM65 234H66V232H65ZM90 234H91V233H90ZM182 234H183V233H182ZM214 234H213L212 236H215ZM221 234H222V233H221ZM235 234H236V233H235ZM10 235H11V234H10ZM20 235H21V234H20ZM63 235H64V234H63ZM135 235H136V234H135ZM159 235H160V234H159ZM167 235H168V234H167ZM219 235H220V234H219ZM219 235H218V236H219ZM241 235H242V234H241ZM14 236H15V235H14ZM29 236H30V235H29ZM31 236H32V234H31ZM53 236H54V235H53ZM60 236H61V235H60ZM204 236H206V238H205ZM243 236H244V235H243ZM246 236H247V235H246ZM21 237H22V236H21ZM129 237H130V236H129ZM173 237H174V236H173ZM182 237H183V238H182ZM231 237H232V236H231ZM248 237H249V235H248ZM0 238H1V237H0ZM8 238H9V237H8ZM28 238H29V237H28ZM32 238H33V237H32ZM51 238H52V236H51ZM112 238H113V237H112ZM127 238H128V237H127ZM148 238H149V237H148ZM170 238H171V237H170ZM241 238H242V237H241ZM10 239H11V238H10ZM38 239H40V238L38 237ZM159 239H160V238H159ZM176 239H177V237H176ZM182 239H183L184 241H183ZM213 239H214V238H213ZM235 239H236V238H235ZM34 240H35V239H34ZM59 240H60V239H59ZM68 240H70V239H68ZM135 240H136V239H135ZM177 240H178V239H177ZM180 240H179V241H180ZM11 241H12V240H11ZM22 241H23V240H22ZM35 241H36V240H35ZM62 241H63V240H62ZM160 241H161V240H160ZM181 241H180V242H181ZM216 241H217V240H216ZM222 241H223V240H221V242H222ZM233 241H234V240H233ZM31 242H33V241H31ZM90 242H91V241H90ZM143 242H144V241H143ZM166 242H167V241H166ZM170 242L172 243V240H170ZM231 242H232V241H231ZM241 242H242V241H241ZM258 242H259V241H258ZM23 243H24V242H23ZM63 243H64V242H63ZM65 243H67V242H65ZM82 243H83V242H82ZM106 243H107V242H106ZM150 243H151V242H150ZM167 243H168V242H167ZM177 243H178V242H177ZM222 243H224V242H222ZM236 243H237V242H236ZM36 244H37V243H36ZM41 244H42V243H41ZM52 244H53V243H52ZM67 244H68V243H67ZM109 244H110V243H109ZM216 244H217V243H216ZM227 244H228V243H227ZM42 245H44V244H42ZM53 245H54V244H53ZM61 245H62V244H61ZM72 245H73V244H72ZM102 245H103V244H102ZM104 245H105V244H104ZM104 245H103V246H104ZM143 245H144V244H143ZM217 245H218V244H217ZM221 245H222V244H221ZM47 246H48V245H47ZM88 246H89V245H88ZM161 246H162V245H161ZM181 246H182V245H181ZM183 246H184V245H183ZM183 246H182V247H183ZM231 246H232V245H231ZM255 246H256V245H255ZM261 246H262V245H261ZM67 247H68V246H67ZM228 247H229V246H228ZM236 247H237V246H236ZM43 248H44V247H43ZM56 248H57V247H56ZM58 248H59V247H58ZM63 248H64V247H63ZM119 248H120V247H119ZM164 248H165V247H164ZM259 248H260V247H259ZM261 248H263V247H261ZM28 249H29V248H28ZM41 249H42V248H41ZM64 249H65V248H64ZM82 249H83V248H82ZM165 249H166V248H165ZM172 249H173V248H172ZM238 249H239V248H238ZM242 249H243V248H242ZM72 250H73V249H72ZM224 250H225V249H224ZM263 250H264V249H263ZM9 251H10V250H8V247H7V245H6L5 239H4L3 241L0 239V264H5V263H7L6 261H7V259L9 258V257H8V252H9ZM26 251H27V250H26ZM47 251H48V250H47ZM175 251H176V250H175ZM184 251H185V250H184ZM233 251H234V250H233ZM55 252H56V251H55ZM55 252H54V253H55ZM65 252H66V251H65ZM72 252H73V251H72ZM107 252H108V251H107ZM107 252H106V253H107ZM114 252H115V251H114ZM151 252H152V251H151ZM189 252H190L191 254H190ZM59 253H60V252H59ZM68 253H69V252H68ZM97 253H98V252H97ZM158 253H159V252H158ZM222 253H223V252H222ZM225 253H226V252H225ZM9 254H10V253H9ZM34 254H35V253H34ZM70 254H71V253H70ZM91 254H92V253H91ZM161 254H162V253H161ZM161 254H160V255H161ZM168 254H169V253H168ZM223 254H224V253H223ZM29 255H30V254H29ZM45 255H46V254H45ZM62 255H63V254H62ZM71 255H72V254H71ZM77 255H78V253H77ZM173 255H174V254H173ZM68 256H69V255H68ZM94 256H95V255H94ZM106 256H107V255H106ZM170 256H171V255H170ZM224 256H225V255H223V257H224ZM22 257H24V256H22ZM184 257H186L185 254H184ZM259 257H260V256H259ZM38 258H39V257H38ZM65 258H66V257H65ZM81 258H82V257H81ZM81 258H80V260H82ZM126 258H127V257H126ZM130 258H131V257H130ZM166 258H167V257H166ZM182 258H183V254H182ZM189 258H190V260H188ZM226 258H228V257H226ZM226 258H225V259H226ZM233 258H234V257H233ZM21 259H22V258H21ZM70 259H71V258H70ZM183 259H184V258H183ZM231 259H232V258H231ZM247 259H248V258H247ZM16 260H17V258H16ZM158 260H159V259H158ZM180 260H181V259H180ZM186 260H185V261H186ZM232 260H233V259H232ZM181 261H182V260H181ZM253 261H254V260H253ZM37 262H38V261H37ZM70 262H71V261H70ZM89 262H90V261H89ZM89 262H88V263H89ZM158 262H159V261H158ZM161 262H162V261H161ZM230 262H231V261H230ZM83 263H84V262H83ZM176 263L178 264V262H176ZM183 263H184V262H183ZM231 263H232V262H231ZM236 263H237V262H236ZM236 263H235V264H236ZM250 263H251V262H250ZM7 264H9V263H7ZM19 264H20V263H19ZM41 264H42V263H41ZM63 264H64V263H63ZM79 264H80V263H79ZM93 264H94V263H93ZM180 264H181V263H180ZM251 264H252V263H251Z\"/></svg>",
	"mask_w": 264,
	"mask_h": 264
}]
</instances>
